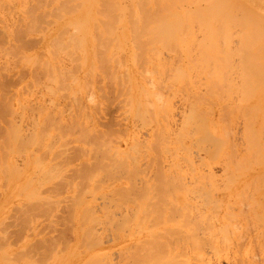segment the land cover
<instances>
[{
    "label": "rangeland",
    "instance_id": "obj_1",
    "mask_svg": "<svg viewBox=\"0 0 264 264\" xmlns=\"http://www.w3.org/2000/svg\"><path fill=\"white\" fill-rule=\"evenodd\" d=\"M20 1H21V3H20ZM38 1L39 2H37L35 0H0V4H1L0 5V48H2V49H0V66L4 65L2 67H5V69L0 68V69H2V70H0V81L2 82L0 85V88L4 83V85L0 89V96H2V97L5 96V98H4L5 101H4V99H2V101H4V102L9 101L10 98H8V100H7V97H9L10 95L13 96V97L11 96L12 99H11V101H9L10 102V105H9L10 108L8 109L6 107L8 109L7 110L5 108V106L2 107L3 106L2 105L0 107V109H2V110L6 109V111H8V112H10V109H12L11 112H13V113L16 112L15 116L13 114L11 115L12 117H9L10 115H7V114H6L7 116H5L4 115L5 111H4V113H2L3 115L0 113L2 115V119H1V115H0V126H1L0 128H2V127L4 128L3 129L4 130V134H3L4 136L2 135V133H1L2 131L0 129V133H1L0 138L2 140V143L0 144V156H1L0 158H2V160L0 159V170L2 169V171H0V220H3L2 225L0 224L1 225L0 226V244H1L0 245V252L3 251V253L2 252L0 253V264H26V263L27 264H90V263L91 264H93V263L97 264L98 261H99L98 262L99 264H101V263L102 264H110V263L111 264H123V263L124 264H133V262H131L129 259V258L132 259V256H130V253H131L130 251H132V249L135 248V249H137V255H138V248L143 247V245H142L143 242L142 243L140 242L141 243L140 244L139 241L144 240V243H146L145 240H147V239H150L152 241L153 235H155L154 236L155 238H153V239H155L154 241H158V240L164 241L162 243L167 245V246H165L167 248V250H166V248L161 244L164 247V248H162V250L164 252L161 249L160 250L158 249L160 252L158 250H157L158 252L157 251L151 252L150 258L152 256V257H156V259L158 257H159L158 259H160L159 254H161L162 252L164 254V255L161 254L162 258L159 260L160 262H156L154 264H162V263L163 264H173V262H174V264H178L177 262H179L180 264H185V263L186 264H192V263L193 264L194 263L195 264H202V258H204V259H208V258L211 259L212 258L213 259V260L211 259L212 264H245V263L246 264H259V263L263 264L264 263V233H263L264 232V227H263L264 226V211H263V209H264V207H263L264 206V203H263V200H264V181H261L263 179L261 177L262 176L264 177V152L262 151V150H264V138H263L264 133L262 134V132H264V131H262L263 130L262 128H264V108H263L264 103H262V102H264V76L261 79V76L263 74L259 72V70L260 71L262 69L264 70V23H260V21L262 22V20H260V19H262V17L261 18L259 17L260 19H258L257 16L256 17L254 15L252 16L249 13H247L246 11L240 10L241 12H243L241 14L239 10H235L238 8L236 4H234V6H236L235 9L233 8L234 11L232 9L230 10V8L233 7V6H231L232 1H229L228 3L226 2L227 6H228L227 7V6H223V4L225 2L223 4H221L223 1H220V0H205V1L204 0H184V1L183 0H181V1L180 0H161V1L160 0L159 1L158 0H153V1L152 0H116V2L114 0L113 1L112 0H104V1L103 0H100V1L99 0H73V1L69 0L70 4H68L69 3L68 0H67L68 3L65 2L66 0L65 1L64 0H62V1L61 0H43V1L38 0ZM50 1H51V3H50ZM63 1L65 3H63ZM105 1H106V3H108L107 4V6H109L108 9H105V8H107ZM108 1H110V3ZM162 1H165V2H162ZM169 1H171V2L175 1V3H174L175 5ZM213 1H214V3L215 2L220 3V5L216 4V7H215L216 11H215L214 6L209 8L210 7L209 4H212ZM243 1L248 3L250 6H252L254 9L259 11L260 13L264 14V0H243ZM36 2L39 4V7L34 6L35 4H37ZM47 2H49V3H47ZM102 2H104V3H102ZM60 3H63L65 6H63V4H60ZM75 3L79 4V6ZM112 3H113V6H112ZM163 3H164V5H166V8L164 7V5H162ZM101 4H105L104 11H105L106 15H104V13L101 12L102 9L100 10V8H102ZM69 5L70 6L72 5V8L70 7V9H67L66 7H68ZM99 5H101V7ZM143 5H145V6L143 7ZM147 5L150 7H148ZM158 5L161 8L158 7V12H157L155 7ZM168 5L171 7L169 8ZM3 6L6 9L3 8ZM9 6L11 7V10H10ZM76 6H78V7H76ZM153 6H155V7H153ZM33 7H35V8H33ZM37 7H38V9H36ZM56 7H58V8H56ZM59 7L60 8L65 7L64 8L65 11L63 9L62 10L59 9ZM73 7H74V10H76V11L71 10V9H73ZM147 7L149 8L148 11H147V9H148ZM163 7L165 9H167L168 11L165 10ZM110 8H114L115 11L113 9H110ZM145 8H146V10H145ZM162 8H163V10H162ZM207 8L209 10H207ZM119 9H121V10L119 11ZM220 9L222 12H220ZM222 9H225V10L223 11ZM238 9H241V8H238ZM96 10H97V13H96ZM111 10H112V12H111ZM205 10H206V12H205ZM213 10L215 12H213ZM25 11H26V13H25ZM28 11H30V12H28ZM31 11H33V12H31ZM166 11L168 13H166ZM227 11H229V13H227ZM27 12H28V14H30V13L32 14L31 17L34 16L33 19H29L31 14L28 17ZM99 12L102 13L103 17L101 16V13H100V15L98 14ZM113 12H114V14H116V13L117 14L113 15ZM151 12H152V14H151ZM194 12L195 13L200 12L201 14L197 13V15H198L197 16ZM109 13L112 14V16L109 15ZM154 13L157 14V16L156 15L154 16ZM165 13H166V16L164 17ZM169 13H170V16H169ZM224 13L225 14L227 13L226 15H228V14L229 15L228 16L224 15L225 17L220 16V17H222L223 21H221L222 19L219 20V18H220L219 14L223 15ZM230 13L232 14V16L234 14L235 18L231 17ZM239 13H240V15H239ZM36 14H37V16L35 17ZM130 14H132V15H130ZM139 14L140 15L142 14L141 17ZM158 14L160 17H164L165 19L162 18V20H161V18L158 16ZM167 14H168V16H167ZM171 14H173L172 17H171ZM17 15H19V16L17 17ZM146 15H147V17L149 16V18L146 19L145 18ZM203 15L205 16V18ZM215 15H216V17H215ZM238 15H239V17H238ZM76 16L78 17V19H76L77 18ZM106 16H107V20L105 18ZM109 16H111V17H109ZM120 16H122L121 17L122 20L120 19ZM127 16L129 19L126 18ZM131 16L136 17L137 19H135ZM229 16L231 19L230 21H229ZM79 17H81V18H79ZM84 17L87 20V22L85 23V25L81 24L79 29H77L76 24L73 22H77V21L79 22V20H82ZM142 17H144V18L141 19ZM150 17L151 18L153 17L152 23L150 22L151 21ZM197 17H201V19L199 18L200 20H198ZM17 18H20V19H17ZM68 18H69V20L67 21ZM108 18H111V19L113 18V19L111 21V19L109 20ZM177 18L181 19V20H177ZM237 18H239V19H237ZM16 19H17V21H16ZM97 19L98 20L101 19V20H99V22H98ZM131 19L133 21H131ZM148 19H150V20L148 21ZM153 19L154 20L156 19V22ZM205 19H206V23L203 22V20L205 21ZM233 19H234V21H232ZM31 20H33V21H31ZM160 20L164 21V25H166L165 26L166 30L164 29L163 22H161ZM214 20L216 23L214 22ZM218 20L220 22H218ZM29 21L32 22V25H31V23H29ZM176 21H178V22L176 23ZM199 21L201 22V25L199 24L200 23ZM235 21H237V23ZM238 21H240V22H238ZM16 22H18V23H16ZM38 22H40L39 25L37 24ZM111 22H114V23H111ZM166 22H167V24H170V25L167 26V24H165ZM231 22H233L234 25ZM244 22L246 24L245 26L243 25ZM263 22H264V17H263ZM99 23L100 24L102 23L103 26L101 25L102 26L101 27ZM160 23H162V26L160 25ZM220 23H222L223 25L225 24V25L223 26ZM238 23L239 24L241 23L240 27L238 26L239 25ZM28 24H30L32 26V28ZM33 24H35V25L33 26ZM65 24L68 26V29H67V26ZM72 24H74L76 27H73L74 25H72ZM86 24H88V25L90 24L91 26L89 25L90 26L89 27ZM135 24H137L136 25L138 27V28H136L137 30L135 29L136 26H133ZM198 24L200 27L198 26ZM216 24H217V26L219 25L222 28L221 27L219 28V26L217 28ZM250 24H251V27L255 26L256 28L255 27H254L255 29L251 28ZM78 25H80V24L78 23ZM159 25L162 27V29H160L161 32L158 28V27H160ZM241 25H243V26H241ZM252 25H254V26H252ZM114 26H115V28H114ZM145 26H147V27H145ZM3 27H5V28H3ZM63 27L64 28L66 27L65 30H63L64 29ZM86 27H88V30ZM91 27H93V28H91ZM108 27H109V29H108ZM184 27L186 29H183ZM14 28H15V30L17 28H19L21 30L23 29L22 31H25L28 28V30H31V31L33 30V31L27 32L28 30H26L25 31L26 33L25 32L23 33L20 30L21 32H19V34L23 33L24 35L22 34V36H19V34H17L19 29H17L16 31H12ZM73 28H76V29L74 30ZM90 28L92 29L93 32L95 30L96 31L93 33ZM94 28H96V29H94ZM105 28L108 30L107 34H105L106 33ZM171 28H173L172 31L175 33L171 32ZM174 28L175 29L177 28V29L174 30ZM202 28H204V29H202ZM241 28H243V29H241ZM34 29H35V31H34ZM36 29H37V31H36ZM66 29H67V31H66ZM72 29L74 32L72 31ZM240 29H241V31H240ZM110 30H111V32H110ZM139 30L142 31V32L141 31L140 32H141V35L143 37L142 36L138 37V36H140V35H138ZM143 30H144V33H143ZM168 30H170V31H168ZM180 30H181V32H179ZM205 30H206V32H205ZM225 30H227V31H225ZM228 30H229V32H228ZM252 30H254V31H252ZM259 30H263V31H261L263 33L262 34L260 33L261 34L260 37H259V32H260ZM59 31L61 33H63L62 31H64V34H61L62 36L57 35L58 33L60 34ZM65 31H66V33H65ZM133 31L135 32V34L133 35V33H131V35H130L129 32H133ZM156 31H158L160 33L156 32ZM220 31H222V32H220ZM224 31L226 32V34L224 33L226 35V36L224 35L225 37L222 35ZM14 32H16V33H14ZM238 32L239 33L241 32V33L238 36H236L238 34ZM253 32H255V33H253ZM70 33L73 34L72 38L70 36ZM99 33L102 35L101 36L98 35ZM125 33H127V34H126V37L124 38ZM145 33H147V34H145ZM249 33L250 34L252 33V34L250 35ZM95 34H97V36L95 37L96 39L94 38ZM104 34L106 36L108 35V38H105V39H107L109 41L111 40L110 41L111 43L108 41L110 43L109 45H107V41H106V44L104 43L108 48L107 47L105 48V46H103L104 48H102V45L100 44L102 42L98 41L99 38L100 39L104 38V36H105ZM183 34H185L184 37H183ZM216 34H218V35H216ZM14 35H16V36H14ZM79 35L82 38V40H80V41L78 40V42H80V44L77 42ZM158 35H160V36H158ZM161 35H162V37H161ZM56 36L60 37V39L62 41L59 38H58L59 40H57ZM68 36H70V39H68L69 38ZM91 36L97 41H95V40L92 41ZM246 36H247V38H246ZM16 37H18L19 40ZM54 37L57 41L54 39ZM74 37H76L77 39H75ZM109 37H110V39H109ZM166 37L168 38L167 40H166ZM178 37L181 39H179ZM202 37L205 39H203ZM208 37H209V39H208ZM73 38L76 40L75 42H77L76 45L72 44ZM81 38H79V39H81ZM114 38L118 39V40H116L117 44H116V41L113 40ZM137 38H138V40H137ZM148 38H149L150 42L148 41ZM154 38H155V40H154ZM67 39H68V41L70 40L71 42L69 41L70 44H69L68 48L65 45V47H66V49H65L64 44L67 42ZM105 39H103V40L105 41ZM132 39L135 41H133ZM157 39H159L160 42ZM244 39L246 40V42ZM16 40L19 42H17ZM23 40H24V42H23ZM87 40H89V42H87ZM90 40H91V42H90ZM164 40H166V42ZM173 40H175V41H173ZM211 40H212V42H211ZM151 41H153V42H151ZM161 41H164L165 44L167 43L169 48L168 47L161 48V47H164V44H163L164 42L162 43ZM247 41L250 43V45ZM173 42H174V44H173ZM175 42H176V46H175ZM58 43H60V44H58ZM61 43L62 44L64 43V44L61 46ZM112 43H113V45H112ZM245 43H246V45H245ZM135 44H137V45H135ZM218 44L220 45V47ZM258 44H259V46H261V48L259 46H257ZM87 45H89V46H87ZM95 45H96V47H95ZM139 45H140L141 49L138 48ZM221 45H222V48H221ZM60 46L62 47V49L59 48ZM93 46L95 48H93ZM242 46H243V48H241ZM245 46H246V49L248 46L251 51L249 49L246 50ZM112 47L115 49H113ZM239 47H240V50L242 49L241 50L242 53L239 52L240 51ZM149 48H151V49H149ZM6 49H8L10 52ZM63 49H65V50L63 51ZM104 49H107V51L105 50L106 51L105 53L103 52ZM183 49H185V50L183 51ZM197 49L199 50V52ZM222 49H223L222 52L225 55L221 52ZM149 50H151L152 52ZM206 50H208V52ZM218 50H220V52H218ZM156 51H158L161 54H159ZM94 52L98 55H96ZM100 52L102 54L103 53L105 54V60H104V55L102 58V54L100 55ZM110 52H112V54L114 52L115 53L113 55H111ZM255 52H257V55H255L256 54ZM53 53H55V54H53ZM142 53H143V55H141ZM3 54H5V56ZM51 54L53 56H51ZM237 54H240V55H237ZM242 54L245 57L244 59H246V57L248 58L249 61L246 59L247 63L244 62L246 60H244L243 58H240L242 56ZM38 55H40V56H38ZM76 55H77V57H76ZM94 55H96V56L94 57ZM205 56L208 58H206ZM107 57L110 59V61H109V59L106 60ZM203 57H204V59H203ZM220 57H221V60H220ZM226 57H227V59H226ZM254 57L255 58L257 57L258 59L257 58L255 59ZM199 58H200V61H199ZM14 59H16L17 61ZM45 60H46L45 64H42L43 61H45ZM86 60H87V62H86ZM101 60H102V62H101ZM190 60H193V62L192 61L190 62ZM210 60H211V62H209ZM52 61H54V62H52ZM224 61H226V63ZM253 61H255V62H253ZM179 62H180V66L177 65V64H179ZM195 62L196 63L198 62V64H196ZM249 62H251L252 66H254V68L250 66L251 67L250 69L253 72L247 71V70H250L248 68L249 65H251V64H249ZM215 63L217 66L214 65ZM259 63H260V65H259ZM41 64L43 66H45L46 64H49V66L48 65L47 66H48V68L50 67L51 70L48 69L47 67H45V69L48 70V72H47L45 69L42 68ZM192 64H194V65H192ZM219 64H221V65H219ZM222 64L224 66H222ZM241 64H245V65L247 64L246 65L247 67L245 65H241ZM52 66H53V68H52ZM177 66H178V68H177ZM34 67L36 70L34 69ZM39 67H41V68H39ZM210 67H211V70H210ZM241 67H243V69H240ZM257 67H259V68H257ZM61 68L63 69V73H62ZM215 68H217V69H215ZM245 68H247L246 71H244ZM52 69H54V70H52ZM143 69L144 70L146 69L145 71L147 72V74H149L150 71H153L148 75L149 78H147V74L145 72H144V74L141 73L144 71ZM171 69H172V71H170ZM174 69H176L177 71L179 69V72L175 71ZM254 69H255V71L257 69H259V70L255 72ZM173 70H174V72H173ZM72 71H74V72H72ZM91 71H93V72H91ZM207 71H208V73H207ZM57 72H58V74H57ZM66 72H68V74ZM113 72L115 75L113 74ZM165 72L169 76L164 74ZM223 72H225L224 73L225 75L223 74ZM226 72H227V74H226ZM53 73H54V76L52 75ZM176 73H178V74H176ZM182 73H184L186 75H183ZM247 73H248V76L246 75ZM252 73H254V74H252ZM263 73H264V71H263ZM47 74H49V75H47ZM55 74H56V76H55ZM207 74L210 76V77L208 76L209 78L207 77ZM145 75H146V78H145ZM181 75L184 78H182ZM255 75H258L259 77L255 76ZM46 76L48 77L47 79H46ZM105 76H107V78ZM176 76H177V78H176ZM223 76L226 77L225 81H224L225 78ZM52 77H54V78L52 79ZM127 77H129L130 82L127 81L128 80ZM150 78H151V80H150ZM163 79L166 81H164ZM246 79L249 80V82L251 84L248 83V81ZM124 80L126 82H124ZM144 80L145 81L150 80L151 82L150 81L149 82L153 86L158 85V83L162 84V85H159V86H161V91H160V87H159V89L157 87H153L152 89H149L148 86L152 87V85L147 86L146 84H148L149 82L147 81L148 82L147 83ZM175 81H176V83H175ZM213 81L214 82L216 81L217 85ZM245 81H246V83H245ZM32 82H34L36 85L33 84ZM155 82H156V84H155ZM86 83H87V85H86ZM132 83H134V84L132 85ZM138 83L142 86V88H143L142 91L140 90V88H138L139 90L136 89L137 88L136 84L138 85V87H141V86H139ZM84 84H85V86H84ZM213 84H215V85H213ZM245 84H247V85H245ZM48 85H50V86H48ZM127 85H130L129 86L130 91H129V88ZM134 86L136 88H134ZM168 86H170V87H168ZM208 86H210V87H208ZM55 87H56V89H55ZM65 87H66V90H65ZM181 87H183V88L180 89ZM227 87H228V89H227ZM255 87H256V89H254ZM4 88H6V89H4ZM57 88H59V89L61 88V91ZM165 88L166 89L169 88V89L166 90ZM49 89H51V90H49ZM62 89H63V91H62ZM25 90H27L26 93H24ZM17 91L20 92L19 96H21V98L18 96ZM51 91H52V93H51ZM78 91H79V93H77ZM87 91H88L89 95L87 93H85ZM138 91L140 94L138 93ZM143 91L146 92L147 94L149 93L148 94L149 98L148 97L146 98V96H145L146 93L145 94L142 93ZM59 92H60V95H59ZM90 92H92V93H90ZM154 92L156 94H159V96L161 95L160 93H163L162 94L163 96L160 100V103H162L164 101L162 104H163V106L165 105L164 106V108H165L164 110L166 111L165 115H163L165 112L162 110L163 108L161 109L157 106L160 104L159 100H156V98L159 99L158 98L159 96L156 95L157 96L156 97L154 95ZM249 92H251V93H249ZM2 93H3V95H2ZM13 93H14V95H13ZM150 93H153V95L152 94L150 95ZM86 94L88 95L89 98L91 97L90 98L91 100L90 99L89 100L92 101L91 104L93 103V107H89L92 105L89 104L90 101L88 102V100L85 99V97L87 98V96H85ZM91 94H93V96H90ZM138 94H139V97H138ZM248 94H250V95H248ZM83 95L85 97H83ZM136 95H137V97H135ZM142 95H143L144 99L150 100V103H152V106L150 105L149 101H147V100H144L145 102L143 101V98L141 97ZM183 95H184V97H183ZM128 96L130 97V99L132 98V100L129 101ZM152 96H155L156 98H154ZM167 96H168V98H167ZM2 97H0V101H1ZM77 97H79L81 99L80 104H79V101H75V99ZM191 97H194V98L192 99ZM195 97H196V100H195ZM73 98H74V101L76 102V104L73 101ZM201 99H202V101H201ZM17 100L19 101V104H17L18 103ZM127 100L130 103H128ZM197 100H198L199 104H198V102H196ZM29 101H31V102H29ZM34 101L37 102V103L36 102L35 103L38 106L34 103L37 107H39V105H41L40 109H41V107L45 108V109H42L43 110L42 113H41L40 109H36L37 107L35 108L36 110H34L35 105H32ZM48 101H50L49 104H48ZM146 101L149 103L150 107L152 108L151 110H153V112L150 110V107H147L148 105L146 106V104H147ZM194 101H195V103H192ZM77 102L80 105L79 107L76 106ZM237 102H238V105L236 104ZM84 103H85L86 107H88V109L86 107H84L85 106ZM96 103H97V106H96ZM137 103H139L138 105L140 107V114L135 113V111L138 112L137 110H139V107L138 108L135 107V104L137 105ZM240 103H242V104L246 103V106H245V104L242 105ZM3 104L5 105V103H3ZM6 104H7L6 106H8L9 103H6ZM23 104H24V108L22 109ZM55 104L57 105V107ZM81 104L84 107V108H81L82 110L79 109L81 107ZM126 104H127V106H126ZM143 104L145 106L146 112H145V109L141 110L144 107ZM162 104H161V106H162ZM189 104H191V105L195 104V107H196V110H195V108H193V111H195V112H192V114H191L192 110L190 107H194V106H190ZM0 105H1V103H0ZM18 105H19V108L17 107ZM21 105H22V107H21ZM26 106H28V107H26ZM188 106L190 109L188 108ZM241 106H242V108H240ZM247 106L249 108H251L249 110L253 109L252 113H255L254 114L255 118L252 116L253 114L251 113V111H249V113L246 116L243 115V112L245 111V109L248 110ZM252 106H253V108H252ZM52 107H53V109H50ZM55 107H56V109H55ZM94 107H96V108H94ZM256 107H257L258 112L255 109ZM25 108L26 109L29 108V109L26 110ZM85 108L87 111H84ZM91 108H92V110H91ZM136 108H137V110H136ZM187 108L190 111V115H191L190 117L193 119H195L194 117L199 116V115H197L198 111L201 110L202 112L200 111V113L202 115L203 110H204L205 115L204 114L203 115H204V118H207L205 120H207L208 122L206 121L207 127L205 126V130H203L204 126L202 127L203 128V129H201L202 134H201L200 126H201V124L205 123V121L204 122L202 121V120H204L203 116H202V118L199 117L201 120L197 119L198 117L196 118V120H199L197 122H200V121L203 122L201 124L198 123L200 126L196 125V126H198L197 129L200 131V132H198L199 134H195V131L197 133L198 130H195L193 133H191L193 131L192 129H194L195 126H193L192 123H190V122H193L194 120L192 121V119H190V117L188 115L189 111ZM238 108L241 109V111ZM20 109H22V111ZM57 109L59 112L58 115H57ZM147 109H148V111H147ZM2 110H0V111H2ZM29 110H30V112H29ZM32 110H34L36 112L34 113V111H32ZM50 110H52L53 112ZM61 110L64 111V112L62 111L63 112L62 115H60ZM26 111H28V112H26ZM76 111H77V113H76ZM92 111H93V115H92ZM141 111H143L144 114L145 113H147V114H145V115L141 114ZM149 111L152 112V113L150 112L152 115L149 113L150 118L148 116ZM11 112H10V114H11ZM20 112L22 114H20ZM46 112H50V113L52 112L53 116H50L51 120L54 116H55L53 118L54 121L59 120L58 122H56L58 126L54 123L55 126L53 127L54 124L52 122H51L52 125L50 124L52 126V128H50V125H48L50 130L45 132V133H47L46 134L47 136L45 135V133H43L47 129V126H46V129L45 128H43V130L41 129L43 132L40 130V128H42V126L45 127V123L49 124L51 121V120L49 121L50 118L48 120H46V118H45ZM86 112H88L89 115L85 116ZM133 113H134V115H136V116L139 115V116L136 117L133 115ZM193 113H194V115H195V113H197V114L195 116H193ZM208 113H211V114H208ZM244 113H246V112H244ZM33 114H34V116H33ZM35 114L37 115L36 117H35ZM52 114H47V115H52ZM82 114L85 117H83ZM30 115H32V117L35 119L33 121L35 124L30 123V122H32L31 120L33 119ZM77 115L80 116L79 119H77L79 117ZM140 115H141V117H140ZM143 115H144L145 119H143V117H142ZM160 115H162V116H160ZM242 115L245 118L242 117ZM28 116H30V120H29ZM152 116H154V117L152 118ZM163 116H164V118H161ZM221 116H222V118H221ZM188 118L191 121L188 120ZM251 118L253 119V121L251 120ZM16 119H18L19 122ZM138 119H140V121ZM157 119H158V121H157ZM183 119L184 120L186 119L190 122L186 121V122H188V124H186V122ZM4 120H5V123H4ZM6 120H10V122L12 121V123L10 124V122L8 123V121H7V123H8L7 124ZM73 120H74V122H76V120H77V122H76L77 125H75L73 123ZM81 120H82V123H81L80 127L82 126L85 129V131H86V132L84 131L85 133L89 132L88 134H84L85 136L84 135L82 136V133H81L82 130H84V129H82L80 131L79 123L81 122ZM163 120L166 122V125H165V122ZM196 120L194 121L195 124H197ZM20 121H21V123H20ZM48 121H49V123H48ZM182 121L185 122V124L187 126L181 125L183 123ZM17 122H18V124H17ZM158 122H160V124ZM248 122L250 124L252 123V127H249V129H251L252 131L251 130H244V129H248V127H247V126H249ZM14 123H16L17 125H19V123H20L19 131L21 133H19V131L17 129L18 126L15 125ZM40 123L42 124V126L39 128L38 126H40ZM72 123L74 124V126H72V128H70ZM6 124H7V126H6ZM31 124L35 125V126H33L34 128L32 126H30ZM189 124L192 128L189 126ZM224 124H225V127H224ZM67 125H69L68 129L70 131L66 128ZM25 126L27 129H24ZM161 126L163 129L161 128ZM221 127H223L225 134H227V132H228V135H226V137H223L225 135H223V130H221ZM227 127H229V130L227 129ZM32 128H33V130L34 129L35 130L33 131ZM38 128H39V130H38ZM56 129H57V131H56ZM58 129H60V130H58ZM206 129L208 130L209 135L207 134ZM31 130L33 131V134H31V135L32 136L34 135L33 139L35 138L33 140L34 143L31 142L32 144H30L29 139H28L29 142L24 141V143H27V145H29V148L26 147L27 148L26 149V148H24V146H23L24 144H23V142H21V138L19 139V137L21 136L24 138V140L25 139L27 140V138H29V135H27V134ZM161 130H163V131H161ZM230 130H231V132H230ZM254 130H255V133H253V134H255V136L253 135L252 136L253 138L251 137L252 142L251 143L247 142L249 139H251V138H247V136L252 135V132ZM38 131L42 132L40 135L41 137H42V134H43V136L44 135L45 136L40 138V139L37 138L38 134H40V132H38ZM63 131L67 132V133H64ZM247 131L251 132L250 135H247V134H249V133H247ZM36 132H38L37 135H36ZM203 132H206L205 135L209 136L208 139L211 138L210 137V134H211L212 138L217 139V141L214 140L217 143L214 142L212 145V141H213L212 138H211V140L204 142L207 140L205 137H204V140L202 139L203 142H201L202 140H200L201 138L199 139V137H200V135L201 136L204 135ZM229 132H230V135H229ZM244 132H246L247 140L245 137H242L245 134ZM13 133H14V135H13ZM176 133H178V134H176ZM90 134H91V136L88 137V135H90ZM152 134H153V136H152ZM166 134H167L168 138L165 139ZM15 135H16V137H15ZM18 135H20V136H18ZM31 135H30V137H32ZM59 135H61V136H59ZM92 135L95 137V139L97 138L96 141H94L95 139H93L94 137ZM154 135H156V136L159 135L161 138H162V136H164L163 138L166 140V142H165V140H163L164 145H162V147L166 146L167 147L166 150L163 151V148L161 147V143L163 144V142L161 139H159L160 137L157 140H161V143H159L160 141L158 142L156 140V138L154 139ZM1 136H3V137H1ZM25 136H26V138H25ZM229 136L231 137V139H229L230 138ZM98 137H99V139H98ZM196 137H198V141L196 140L197 139ZM234 137H235V139H234ZM202 138H203V136H202ZM254 138L257 140V141L255 140L257 143L256 145L260 146V149H262V150H258L259 147L256 148V145L255 146L253 145V143L255 142L253 140ZM36 139L39 141L42 139V144L40 142L41 146H39V143L37 144L38 146L33 145V144H36V141H37ZM153 139L156 140L159 143V145L157 144V142L155 143V141H153ZM218 139H222L220 141H223V140L226 141L227 140V142H226V144H224L225 142L223 141L224 145L222 144L223 146H219L221 144H219V145H217V144L222 143V142H220V141L218 142ZM1 140H0V142H1ZM142 140H144V142H145V143L142 142L143 146H147V148L142 147V144H141ZM230 140L232 142L231 145L233 146V144H234V148H232V151L235 150V153H233V154L236 155L235 156L236 158L231 153L229 154V148L231 146H229L228 143L230 144ZM243 140H246V141H243ZM22 141H23V139H22ZM49 141H51V142H49ZM112 141L114 143H112ZM199 141H200V143H199ZM209 141L211 143H209ZM17 142L20 143V145L17 144ZM90 142H92V144ZM102 142H104L105 144L107 143L109 146L112 145L114 147H112V146H110V148L108 147L110 149V151L107 152V151H105L107 149V147L105 149L104 147L106 145ZM116 142H117V144H116ZM135 142H137V143L139 142L138 143L139 147L138 146L134 147L132 150L136 149V151H134V153H133V151H131V149L129 150V148H131L130 146H134L133 144ZM260 142H262L263 145ZM51 143L53 144V147L50 145ZM154 143L157 144V146H155ZM247 143H250V145L252 144L251 149H250V145H247ZM46 144L49 146V149L46 147ZM209 144H211V145H209ZM15 145L17 147L21 146V148L22 147L24 148V150H23V148L22 149L19 148L20 153L22 155L19 152L15 151L16 150ZM135 145H137V144H135ZM152 145L154 147H152ZM212 146H214V148L215 147L219 148L220 150L218 149L219 151H217L216 148L213 149ZM246 146L248 147V150H247ZM141 147L144 149H142ZM254 148H256V150ZM137 150L139 151L138 153H137ZM140 150H142L144 153ZM187 150L189 151L188 153H186ZM215 150H216V152H218L217 154H215L216 153ZM114 151L116 154L113 155L112 152H114ZM212 151H214V152H212ZM253 151H256L257 153H259V155H261V157H259V158L262 159V162H260L261 160L259 158L257 159L258 154L256 152L253 153V155H252ZM106 152L108 155H106ZM135 152L138 154V156H136L137 154L135 155ZM89 153H91V154H89ZM123 153L125 154V157H126L125 161H126L127 166H125L123 164L125 166L124 167L122 165L123 168H120L122 166L116 167L117 162L119 163V165H121L120 163L123 162V160H122V158L124 157ZM212 153H213V155H211ZM17 154H18V156H17ZM19 154H20V156H19ZM44 154H46V155H44ZM111 154L113 156L108 157ZM126 154L127 155L129 154L128 157L130 159H127L128 157ZM38 155H39V157H38ZM99 155H101V156H99ZM228 155H230V157H228ZM251 155H252V157H255L253 159H256V160L253 161ZM36 156L38 157L40 162L37 160V158H35ZM131 156L132 157L135 156V159H134V157L131 158ZM231 156H233L235 159L232 158ZM111 157H113V159L114 158L116 159L115 161H113L115 163H113L110 160ZM125 157H124V159H125ZM99 158L102 160L101 162L105 166V169H102L100 171L97 168V167H99L100 162H99V165H97V167H96V164H98ZM108 158H109V161H108ZM173 158H174V160H173ZM183 158L185 160H187L188 163H187V161L183 160ZM230 158H231V160L234 161L233 165L235 164V160L238 159V161L236 160V163L237 164L239 163L238 165H240V167L237 164H235L237 166V168L239 167L238 170L237 169L233 170V168H234V166L232 165L233 161H230ZM35 159L37 160V162L35 161ZM21 160L24 162L23 163L21 162V164H20ZM33 161H34V163H32ZM227 161H228V163H227ZM256 161L260 162V163L257 164ZM26 162H27V164H26ZM131 162L134 163V166H135L134 168H138L139 173L137 172L138 170H136L137 174H132V172L130 171L131 170L130 168L132 167V164H130ZM200 162H201V164H200L201 166L199 165ZM8 163H9V165H8ZM37 163H39V165ZM102 163H101V165H102ZM104 163L107 164V166ZM25 164H26V167H25ZM175 164H176V166H178V168H176ZM202 164H204V166ZM227 164H228V166H227ZM41 165H42V167H41ZM11 166H13V167H11ZM15 166L16 167L18 166L17 167L18 169H20V167H22L21 168L22 171L17 170ZM104 166H103V168H104ZM94 167L97 168V170H95L96 172H94L95 174L92 173L93 171L90 173L89 171H91L92 168L95 169ZM142 167H143V169H142ZM8 168H9V170H8ZM12 168L17 170V173ZM39 168H42L39 170L40 172L38 171ZM51 168H52V171H51ZM86 168H89V169L91 168V169L87 170ZM101 168L102 167L100 166V169ZM125 168L129 173L123 170ZM190 168H192L194 171L190 172L191 171ZM161 169H162V171H161L162 174L159 172ZM178 169H179V171H178ZM84 170H86L89 173L88 177H90V174H91V179L87 180L83 176L82 173ZM10 171L11 172L13 171L14 174H13V172L11 173ZM18 171H21V172H18ZM234 171H235V173H234ZM8 172H10V174H12V175L8 174ZM172 172L174 174H172ZM178 172H179V174H178ZM231 172H232V174H231ZM261 172H263V173H261ZM41 173H43L42 176H41ZM225 173H230L234 178L231 175L229 177V174L226 175ZM242 173L243 174L245 173V174L243 175ZM92 174H93V176H92ZM118 174H120V175H118ZM177 174L180 177H183V179L181 178L182 181ZM249 174L251 175L250 177H249ZM16 175L18 176L19 179L17 178ZM130 175H132L133 177ZM168 175L171 178L173 175L174 176L176 175L175 177H173V180H174V178H176L178 176L177 177V180L179 178L178 181L176 179H175V183H173V181H172V185H174L176 187H174L172 185L165 186L166 185L165 183L167 182V181L165 182V180H167L166 178L169 177ZM22 176H24V177L22 178ZM51 176H52V178H51ZM158 176H160V179L164 178V179H162V180H164L163 181V184H165L164 186L162 185V183L160 184V182H159L160 180H159ZM161 176H162V178H161ZM236 176H238V177H236ZM99 177L101 178V180L99 179ZM134 177H135V180L138 182H135L133 180ZM227 177L230 178L229 180H231V178H233L234 181L233 180H231L232 182L229 181L227 179ZM21 178H22V180H21ZM81 178H83V179H81ZM128 178H130V179L128 180ZM33 179L35 182L30 181ZM225 179L227 181H225ZM15 180H17V181H15ZM25 180H28L29 183L31 182L29 186H26L29 183H27V181L25 183L24 182ZM82 180H83V182H82ZM97 180H98V182H97ZM143 180L144 181L149 180V181L143 182ZM171 180L172 179H170V181L169 180L168 181L171 182ZM258 180H260V181H258ZM154 181H156L155 183L158 182L160 185L155 184L157 186H154L153 185ZM176 182H179L178 183L179 186H181L180 183H182V187H178L179 190H177L178 185ZM230 182L232 183V185L230 184ZM241 182L243 183V185ZM3 183H5V184H3ZM24 183L26 184L25 186H24ZM131 183L132 184L134 183L135 186L132 185ZM208 183H209V185H208ZM31 184H32V186H31ZM142 184H144L148 188V189H146V187L144 185L142 188L140 187L141 189H143V188L146 189V191H144V189H143L144 194H142V195H145V197H143L144 199H141L142 197L140 198L139 196H136V195H138L137 190H138V192L141 191L139 186H141ZM150 184H152V185H150ZM167 184H168V182H167ZM169 184H171V183H169ZM202 184L204 185V188H202V186H201ZM246 184H247V186H245ZM79 185H80V187L78 189H76L77 186H79ZM96 185H99L98 186L99 190L97 189V187H95ZM158 185H159V187L162 185L164 188H166L164 190L162 187V190H164V192L158 191L161 189V188L160 189L156 188V187H158ZM233 185H234V187H232ZM23 186L27 187L28 189L24 188V190L22 191ZM128 186H132V188L136 191V193L133 194V191H132L133 189L132 190L128 189V188H130ZM235 186H237L238 189L235 188ZM242 186H245V188L244 187L242 188ZM81 187H84V189L82 188L83 189L82 190ZM134 187H136V188L138 187L139 189H136ZM149 187H151V188H149ZM153 187L155 188L156 194H155V192L151 193V191H154ZM255 187H258V188H255ZM173 188L174 189L176 188V189L174 190ZM199 188L202 190H199ZM207 188L209 189V193L206 192V191H208ZM79 189L81 191H79ZM92 189H96V190L94 192H92ZM124 189L127 192H125ZM151 189H153V190H151ZM156 189H158V190H156ZM229 189H230V191H232V190L233 191L230 192ZM29 190H31V191H29ZM76 190L78 192H76ZM115 190H117V191H115ZM234 190H236V191H234ZM239 190L240 191L242 190L241 191L242 193L241 192L240 193L243 194L242 195L243 197L240 195ZM120 191H122V192H120ZM131 191H132V193H131ZM196 191H198V192L195 193ZM255 191H256V193H255ZM257 191L259 194L257 193ZM261 191H263V192H261ZM91 192H92V195L94 197L91 195ZM204 192H206V193H204ZM29 193H32V194H29ZM33 193H35V194L33 195ZM89 193H90V195H89ZM118 193H119V195H118ZM141 193H143V192H141ZM158 193H159V196H161V197L155 198V195L157 196ZM198 193H200V194L203 193V195L205 194L204 198H202L203 197L202 194L201 195L199 194V196L201 197L200 198L198 196ZM244 193H246L247 195H245ZM248 193L252 196H249ZM26 194L27 195L29 194V196L27 197ZM78 194H82V195L79 196L80 200L76 201L77 202V204H76L75 200H78V198H76V195L78 196ZM125 194H128V195L126 196ZM208 194L210 195L209 197L211 200L209 199V197H207ZM235 194L236 195L239 194L240 197L243 199H241L239 197V195L237 197ZM106 195H108V196H106ZM121 195H123V196H121ZM172 195H174V198H172L173 197ZM259 195H261V196H259ZM49 196H51V197H49ZM205 196H206V198L209 199V201L212 202V203H210L208 201L211 205L213 204V202H215V205H212V207H211L212 209L210 208V204L208 202H206L208 199H206ZM92 197H93V199H92ZM107 197H108V199H106ZM251 197H252V199H251ZM118 199H122V200H118ZM148 199H150V200H148ZM172 199H174L175 201L174 200L172 201ZM250 199L251 200L255 199L254 201H256V204H255V202L253 203V201H252V206H251L250 205L251 201H249ZM214 200H216V201H214ZM80 201H81V204L79 205ZM147 201H149V202H147ZM154 201L155 202L160 201L159 202L160 204L158 205V203H154ZM204 201L206 202L205 205H207V203L209 204V205H207L209 207L202 205V204H204ZM245 201H246V204H245ZM29 202H31V203H29ZM103 203L106 205V207L103 205ZM145 203L146 204L151 203L152 205L157 204L158 206L157 205L156 206L158 207V211H157V208L154 206H152V207H154V209L152 211V207L150 206L151 207V209H150V207L148 206L150 204L147 205L149 212L145 211L144 210V209H146V208H144ZM258 203H259V205L260 204L261 205L259 206ZM22 204H24V208H23ZM220 204H221V206H220ZM253 204H255V205L253 206ZM34 205L36 208H32V207H34ZM239 205H242V206L244 205L243 206L244 209L242 208V206H239ZM256 205H258V206H256ZM26 206H28V208ZM101 206H102V208H101ZM136 206H138L137 211L135 210ZM192 206H194V208ZM201 206L202 207L204 206L205 208L204 207L202 208ZM213 206H214V208H215V206L216 207L220 206L219 208L217 207V209H214V211H217L219 209V212L217 211V215L214 216L215 219L213 218V216H211L213 214V213H211V211H213ZM97 207H100L101 209H97ZM87 208H89L95 212V213L92 212L93 216H96V217H98V219H101L100 221H96V222H99V224H95L94 223L95 218H92L94 222L92 220H91V222L94 225L91 226L90 217H92V216H89V217L87 216L88 217V220H87L85 218V215H84L85 212L87 213V211H89V209H87ZM240 208H241V210H240ZM85 209H87V210L85 211ZM102 209H105L104 210L105 212H103ZM132 209L134 210L133 212L136 211L135 216H134L133 212H131ZM160 209H162L163 212L160 211ZM251 209L254 210L255 213ZM82 210L85 211L84 214H82L84 217L80 216L82 213L81 212ZM97 210H99V211H97ZM142 210H144L146 214L148 213V215H147L148 218L145 217L146 215H144L145 213L144 214L142 213ZM196 210H197V212H195ZM22 211H23V214H22ZM159 211L162 213H160ZM193 212L198 213V215L200 214L199 217H201V219H200L201 225L198 222L201 227L199 225H197V227L199 226V228H200V229L197 228L198 230L196 229V227H194V225L196 226L197 221H198V220H196V218H199V217L195 216V218H194L192 216V215H195ZM200 212L201 213L203 212L202 215ZM123 213L125 215H122ZM228 213L232 214V216H233V214L235 215L234 216L235 221H234V217L230 218V216H231L230 214L228 216ZM100 214H104V215L101 216ZM130 214H133V216L135 218L132 219L130 217L131 216ZM206 214L207 215L209 214L207 216L208 218L210 217L208 220H207V218H205ZM254 214H255L256 218H255V216H253ZM258 214H259V216H258ZM141 215H142V217H141ZM187 215L189 218L187 217ZM243 215H244V217H243ZM116 216H117V218H116ZM121 216L122 217L126 216V218L123 217V218H125V220L122 219L125 221V224H124V221H121V218H122ZM178 216H181V217H178ZM191 216H192V218H194L193 221L196 222L195 224L191 223V222L189 224V219H190V221H192ZM225 216H227L230 219L224 218ZM139 217H141L140 219H142V220H139ZM186 217H187L188 221H187ZM251 217H252V219L250 220ZM18 218L21 220L19 221ZM83 218L86 219L87 222L84 223L83 222L84 220H82ZM145 218H147V220H145ZM98 219H95V220H98ZM185 219L187 222L185 221ZM52 220H54V221H52ZM116 220H117V222H116ZM205 220H207L206 222L208 224L205 222ZM229 220H231L230 223H229ZM119 221H121V222H119ZM137 221L139 223H137ZM184 221L188 224V225L186 224L187 226L184 224L185 223ZM246 221L249 224L246 223ZM255 221H257V222H255ZM88 223L90 224V227H89L90 229L92 227L93 230H95V231L98 230L97 232H95V231L94 232L97 233L96 236L98 237V239H100V241H103L102 242L103 244L100 243L99 241L97 242L98 239L95 241L96 243L91 241L93 243V245L88 242V239L90 241L95 236L94 235L95 233L91 234L93 236L92 238H91V235L87 236L88 235L87 234L86 235L87 237H86L83 234V232L85 230L84 227L89 226ZM119 223H122V224L120 225ZM205 224L211 226V228L208 230L209 227L206 228L207 225L205 226ZM228 224H229V226H228ZM234 224H235V226L239 225L240 228L237 226V229H236L233 226ZM3 225H4V227H3ZM95 225H96V227H95ZM119 225L121 227H119ZM222 225L228 226V227L227 226L226 227L224 226V227L226 228L227 231L231 232V233L229 232V235H228L226 230L223 231V229H225V228H222L223 227ZM202 227H204V228H202ZM231 227H233V228H231ZM243 227L244 228L247 227L250 230H253V232L248 231V229H246V232H245V230H242ZM250 227H252V228H250ZM126 228H128V229L126 230ZM218 228H222V231H221V229L219 230ZM90 229L89 230L87 229L88 232L91 231ZM205 229H207L208 232ZM235 229L237 231H233ZM87 230H86V233H87ZM178 230H180V231H178ZM181 230L184 232L182 234V236L184 235L183 236L184 238L181 236L182 239H179V238H181V237H179L181 234H174V233L175 232L176 233H182ZM191 230H193V231L197 230V231L195 234H191L190 233ZM258 230L260 231V233H258L259 232ZM261 230H262V232H261ZM6 231H8V233ZM225 231H226V233H223ZM158 232H159V234H158ZM166 232H168L170 234L173 232L174 235L171 234V235H173L171 237ZM206 232L208 234H206ZM243 232H245V234ZM5 233H7V234L5 235ZM10 233H13V234H10ZM92 233H93V231H92ZM156 233L159 235L158 239H156V236H157ZM163 233H165V234H163ZM198 233H201L202 236H200L201 234L198 235ZM238 233H239V236H241L240 237L241 239H242V236L245 238L244 240H241L242 242L244 241V243H242L243 244L242 247H240L242 244L239 241L240 238L238 237ZM160 234H162V236L164 235V237L162 238V236ZM188 234H190V235H188ZM196 234L200 237L197 238ZM225 234H227V238L230 239V241L227 242L228 248H227V245H226V247L224 245L225 239H223V238L226 237ZM230 234H231V236H230ZM257 234H260V235L262 234V235L261 236L258 235V239H257ZM165 235L168 237V238L166 237L167 238L166 240L170 241V243L168 241L166 242L164 240ZM177 235H179V236H177ZM185 235L189 236V238L186 237L187 238L186 239ZM60 236H61V238H60ZM96 236L93 240H95L97 238ZM174 236H177V238H174ZM52 237H54V239ZM218 237H220L219 238L220 240L222 237V240L224 241L223 244H220V242H222V241L218 240L217 239ZM253 237H254V239H253ZM43 239L45 240V242ZM208 239H210V240H208ZM42 240H43V242H42ZM150 240H149V242H147V243L151 244V245H149L150 247H148L147 243L144 244V247L146 249H148V248L152 249L153 248L152 244L156 243L153 241H152L153 243L152 242L150 243ZM192 240H193V242H195V245H192V243H191ZM207 240H208V242H207ZM211 240L213 241V245H212ZM233 240H234V245H233ZM160 241H158V242H160ZM205 241H206V243H205ZM226 241H228V240H226ZM251 241L253 243H251ZM85 243H87V245ZM160 243H156V244H158L159 247H161ZM166 243H168V244H166ZM188 243H190V244H188ZM207 243L208 244L210 243L209 245H211L213 247V249H212V247H210V249H212V251L209 249L208 245H205ZM95 244L99 245V246H96ZM134 244H135V246H134ZM136 244H140V245L137 246ZM238 244H239V246H238ZM153 246L155 248V244H153ZM193 246H196L197 252L195 251V249H193L194 248ZM206 246H207V249H205ZM29 247L30 248L32 247V248L30 249ZM238 247L241 248V249H239V251H237ZM26 249H27V251H26ZM93 249H95V250H93ZM143 249L144 248H142V250ZM155 249H157V246ZM191 249H193V250H191ZM152 250H154V249H152ZM170 250H171V252H170ZM126 251H128L129 253L128 252L125 253ZM147 251H150V250H147ZM198 251H200V252H198ZM205 251L208 253H205ZM209 251L211 253L213 251H215V252L211 254ZM218 251L220 253H218ZM30 252H33V253H30ZM134 252H135V250H134ZM134 252L132 254H134ZM195 252L199 253V254H197V255L195 254V256H194ZM254 252H255V254H254ZM89 253H91V254L89 255ZM139 253H140L139 255H141L142 252L140 251ZM146 253H148V255L150 254V252H145L144 254H146ZM183 253L184 254L186 253V254L184 255ZM215 253H218V254L215 255ZM144 254H142V256H144ZM156 254H157V256H155ZM205 254H206V256H205ZM251 254L253 256H251ZM120 255L125 259L122 260ZM139 255L137 257H138V259H140V261L143 260L144 257L145 258L147 257V256H144V257L140 256L141 258H143V259H141V258H139ZM200 255L203 257H201ZM30 256H32V257H30ZM96 256H98L100 260H98V258H97V261H96L95 260ZM3 257H5L8 260H5V258L3 259ZM9 257H11V259H9ZM252 257L254 258L253 260H251ZM88 258H90V263L87 262V261H89ZM92 258H95V259L92 260ZM119 258H121V259H119ZM13 259L16 260V262ZM103 259H106L104 261V263L102 261ZM146 259H144V260H146ZM171 259L173 260V262H171ZM234 259L235 260L237 259V261H238V259H240V262L239 261L235 262ZM91 260L94 262L92 263ZM120 260H122V261H120ZM133 260H136V259L133 258ZM148 260H146V261H148ZM183 260H184V262H183ZM196 260H198V261H196ZM243 260H244V262H243ZM112 261H113V263H112ZM140 261H139V263H140ZM153 261H154L153 258H151L147 264H151V262L153 263ZM166 261L167 262L169 261V262L167 263ZM139 263L135 262V264H139ZM142 264H146V263L143 262Z\"/></svg>",
    "mask_w": 264,
    "mask_h": 264
},
{
    "label": "bare ground",
    "instance_id": "obj_2",
    "mask_svg": "<svg viewBox=\"0 0 264 264\" xmlns=\"http://www.w3.org/2000/svg\"><path fill=\"white\" fill-rule=\"evenodd\" d=\"M35 1L39 2L38 0H35ZM42 1H43V0H42ZM61 1H62V0H61ZM64 1H65V0H64ZM64 1H63V3H65V2L68 3L67 0H66L65 2H64ZM68 1H69V0H68ZM71 1H73V0H71ZM99 1H100V0H99ZM103 1H104V0H103ZM112 1H113V0H112ZM114 1L116 2V0H114ZM152 1H153V0H152ZM158 1H159V0H158ZM160 1H161V0H160ZM180 1H181V0H180ZM180 1H179V2H180ZM183 1H184V0H183ZM204 1H205V0H204ZM220 1H223L221 4H223V3L225 2V3L223 4V6H227V3H228L229 1H232L233 3L231 2V6H233V7L230 8V10H231V9L233 10V8L235 9L236 6H234V4H236L237 7H238V8H241V9H238V8H237V9H235V10L246 11L247 13H249V14L252 15V16H253V15H254L255 17L257 16L258 19H260V18L262 17V19H260V20H262V22L260 21V23H264V22H263L264 14L260 13V12L257 11L256 9H254V8H253L252 6H250L248 3H244V2H242L243 0H242V1H240V0H228V1H227V0H220ZM37 2H36V3H37ZM108 2L110 3V1H108ZM146 2H147V1H146ZM162 2H165V1H162ZM169 2H171V1H169ZM226 2H227V3H226ZM20 3H21V1H20ZM47 3H49V2H47ZM50 3H51V1H50ZM63 3H60V4H63ZM100 3H101V2H100ZM102 3H104V2H102ZM171 3L174 4L175 1H172ZM202 3H203V2H202ZM42 4H43V3H42ZM60 4H59V5H60ZM68 4H70V1H69ZM75 4H77V3H75ZM75 4H74V5H75ZM105 4H106V6H107L108 3H106V1H105ZM105 4H101V5H102V8H100V10L102 9L101 12H103L104 15H106V14H105V11H104ZM214 4H215V5H214ZM216 4H219V5H220V3H216V2L214 3V1H213L212 4H209V6H210L209 8H211L212 6H214V8H215V7H216ZM0 5H1V4H0ZM33 5H34V4H33ZM40 5H41V4H40ZM47 5H48V4H47ZM53 5H54V4H53ZM77 5L79 6V4H77ZM101 5H99V6L101 7ZM110 5H111V4H110ZM162 5H164V3H163ZM174 5H175V4H174ZM6 6H7V5H6ZM34 6H35V7H36V6L39 7V4L37 3V4H35ZM63 6H65V5L63 4ZM78 6H76V7H78ZM112 6H113V3H112ZM144 6H145V5H143V7H144ZM147 6H148V5H147ZM160 6H161V5H160ZM168 6H169V5H168ZM221 6H222V5H221ZM229 6H230V5H229ZM9 7H10V6H9ZM35 7H33V8H35ZM38 7H37L36 9H38ZM70 7L72 8V5H71V6L69 5V6L66 7V8H67V9H70ZM108 7H109V6H107V8H105V9H108ZM148 7H150V6H148ZM148 7H147V8H148ZM153 7H155V6H153ZM158 7H159V5L155 7L156 10H157V12H158ZM164 7L166 8V5H164ZM164 7H163V8H164ZM170 7H171V6H169V8H170ZM227 7H228V6H227ZM3 8H5V7L3 6ZM53 8H54V7H53ZM56 8H58V7H56ZM64 8H65V7H64ZM64 8H62V7L60 8V7H59V9H61V10H62V9L64 10ZM115 8H116V7H115ZM159 8H161V7H159ZM163 8H162V10H163ZM165 8H164V9H165ZM5 9H6V8H5ZM110 9H113V10H114V8H110ZM110 9H109V10H110ZM137 9H138V8H137ZM242 9H243V10H242ZM10 10H11V7H10ZM27 10H28V9H27ZM56 10H57V9H56ZM56 10H55V11H56ZM71 10H74V7H73V9H71ZM98 10H99V9H98ZM100 10H99V11H100ZM109 10H108V11H109ZM120 10H121V9H119V11H120ZM145 10H146V8H145ZM148 10H149V8L147 9V11H148ZM165 10H167V9H165ZM199 10H200V9H199ZM199 10H198V11H199ZM207 10H209V9L207 8ZM222 10L224 11L225 9H222ZM16 11H17V10H16ZM34 11H35V10H34ZM64 11H65V10H64ZM69 11H70V10H69ZM74 11H76V10H74ZM114 11H115V10H114ZM123 11H124V10H123ZM167 11H168V10H167ZM167 11H166V13H168ZM215 11H216V8H215ZM215 11L213 10V12H215ZM233 11H234V10H233ZM239 11H238V12H239ZM241 11H240V13L242 14L243 12H241ZM17 12H18V11H17ZM28 12H30V11H28ZM28 12H27V14H28ZM31 12H33V11H31ZM72 12H73V11H72ZM101 12H99L98 14L100 15ZM111 12H112V10H111ZM159 12H160V11H159ZM205 12H206V10H205ZM220 12H222L221 9H220ZM25 13H26V11H25ZM56 13H57V12H56ZM68 13H69V12H68ZM84 13H85V12H84ZM96 13H97V10H96ZM118 13H119V12H118ZM166 13H165L164 17L166 16ZM194 13H195V12H194ZM194 13H193V14H194ZM197 13L199 14L200 12H196L195 14L197 15ZM227 13H229V11H227ZM227 13H226V14H227ZM240 13H239V15H240ZM244 13H245V12H244ZM247 13H246V14H247ZM30 14H31V13H30ZM30 14H28V17H29ZM49 14H50V13H49ZM116 14H117V13H116ZM116 14H114V12H113V15H116ZM121 14H122V13H121ZM121 14H120V15H121ZM151 14H152V12H151ZM151 14H150V15H151ZM178 14H179V13H178ZM178 14H177V15H178ZM195 14H194V15H195ZM200 14H201V13H200ZM220 14H221V13H220ZM220 14H219V17H220V16L223 17L224 15H226L225 13H224L223 15H220ZM39 15H40V14H39ZM39 15H38V16H39ZM109 15L112 16V14H110V13H109ZM118 15H119V14H118ZM130 15H132V14H130ZM139 15H140V14H139ZM141 15H142V14H141ZM141 15H140V17H141ZM155 15L157 16V14L154 13V16H155ZM162 15H163V14H162ZM204 15H205V14H204ZM204 15H203V16H204ZM212 15H213V14H212ZM228 15H229V14H228ZM228 15H226V16H228ZM239 15H238V17H239ZM18 16H19V15H17V17H18ZM31 16H32V14L30 15V17H31ZM36 16H37V14L35 15V17H36ZM101 16H102V13H101ZM111 16H109V17H111ZM128 16H129V15H128ZM128 16H127L126 18H128ZM158 16H159V14H158ZM167 16H168V14H167ZM169 16H170V13H169ZM172 16H173V14H171V17H172ZM197 16H198V15H197ZM207 16H208V15H207ZM230 16L233 17V18H235V17H234V14H233V16H232V14L230 13ZM230 16H229V21L231 20V19H230ZM235 16H236V15H235ZM30 17H29V19H33L34 16L31 17V18H30ZM76 17H77V16H76ZM82 17H83V16H82ZM102 17H103V16H102ZM114 17H115V16H114ZM117 17H118V16H117ZM121 17H122V16H120V19H121ZM131 17H133V16H131ZM159 17H160V16H159ZM164 17H160L161 20H162V18H164ZM201 17H202V16H201ZM201 17H197L198 20H200ZM215 17H216V15H215ZM222 17H220L219 20H221ZM224 17H225V16H224ZM255 17H254V18H255ZM259 17H260V18H259ZM37 18H38V17H37ZM39 18H40V17H39ZM69 18H70V17H69ZM69 18L67 19V21L69 20ZM79 18H81V17H79ZM105 18H106V20H107V16H106ZM133 18L137 19L136 17H133ZM143 18H144V17H142L141 19H143ZM145 18L147 19V18H149V16L147 17V15H146ZM150 18H151V17H150ZM152 18H153V17H152ZM152 18H151V21H150L151 23H152ZM156 18H157V17H156ZM179 18H180V17H179ZM194 18H195V17H194ZM199 18H200V19H199ZM204 18H205V16H204ZM17 19H20V18H17ZM17 19H16V21H17ZM35 19H36V18H35ZM76 19H78V17H77ZM108 19L110 20L111 18H108ZM112 19H113V18H112ZM112 19H111V21H112ZM117 19H118V18H117ZM128 19H129V18H128ZM128 19H127V20H128ZM164 19H165V18H164ZM164 19H163V20H164ZM206 19H207V18H206ZM206 19H205V21L203 20V22L206 23ZM215 19H216V18H215ZM237 19H239V18H237ZM36 20H37V19H36ZM74 20H75V19H74ZM99 20H101V19H99ZM99 20L97 19L98 22H99ZM121 20H122V19H121ZM149 20H150V19H148V21H149ZM153 20H154V19H153ZM161 20H160V21H161ZM173 20H174V19H173ZM177 20H181V19H178V18H177ZM216 20H217V19H216ZM219 20H218V22H220ZM225 20H226V19H225ZM225 20H224V21H225ZM18 21H19V20H18ZM31 21H33V20H31ZM31 21H29V23H31V25H32V22H31ZM65 21H66V20H65ZM102 21H103V20H102ZM131 21H133V20L131 19ZM131 21H130V22H131ZM135 21H136V20H135ZM146 21H147V20H146ZM154 21L156 22V19H155ZM221 21H223V19H222ZM232 21H234V19H233ZM258 21H259V20H258ZM1 22H2V21H1ZM86 22H87V20H86L85 17H84L82 20H79V22L77 21V22H73V23H75L76 26H77V29H79V27L81 26V24H84V25H85ZM92 22H93V21H92ZM109 22H110V21H109ZM114 22H115V21H114ZM114 22H111V23H114ZM128 22H129V21H128ZM128 22H127V23H128ZM157 22H158V21H157ZM161 22H163V25H164V21H161ZM168 22H169V21H168ZM174 22H175V21H174ZM177 22H178V21H176V23H177ZM179 22H180V21H179ZM199 22H200V21H199ZM199 22H198V23H199ZM214 22H215V20H214ZM214 22H213V23H214ZM235 22L237 23V21H235ZM238 22H240V21H238ZM248 22H249V21H248ZM16 23H18V22H16ZM39 23H40V22H38L37 24L39 25ZM52 23H53V22H52ZM78 23H79L80 25H78ZM115 23H116V22H115ZM120 23H121V22H120ZM132 23H133V22H132ZM139 23H140V22H139ZM144 23H145V22H144ZM146 23H147V22H146ZM215 23H216V22H215ZM231 23L234 25L233 22H231ZM241 23H242V22H241ZM241 23H240V24H241ZM256 23H257V22H256ZM256 23H255V24H256ZM8 24H9V23H8ZM35 24H36V23H35ZM35 24H33V26H34ZM37 24H36V25H37ZM94 24H95V23H94ZM94 24H93V25H94ZM99 24H100V23H99ZM108 24H109V23H108ZM122 24H123V23H122ZM165 24H167V22H166ZM199 24L201 25V22H200ZM199 24H198V26H199ZM218 24H219V23H218ZM220 24H222V23H220ZM227 24H228V23H227ZM238 24H239V23H238ZM240 24L238 25L239 27H240ZM10 25H11V24H10ZM20 25H21V24H20ZM28 25H30V24H28ZM31 25H30V26H31ZM65 25H66V24H65ZM68 25H69V24H68ZM72 25H74V24H72ZM86 25L89 26L90 24H89V25L86 24ZM101 25H102V23L100 24V26H101ZM104 25H105V24H104ZM136 25H137V24H135V25H133V26H136ZM147 25H148V24H147ZM160 25L162 26V23H160ZM160 25H159V26H160ZM169 25H170V24H167V26H169ZM184 25H185V24H184ZM184 25H183V26H184ZM222 25H223V24H222ZM224 25H225V24H224ZM224 25H223V26H224ZM243 25H244V26L246 25L245 22H244ZM243 25H241V26H243ZM256 25H257V24H256ZM14 26H15V25H14ZM16 26H17V25H16ZM66 26H67V25H66ZM76 26L74 25L73 27H76ZM82 26H83V25H82ZM90 26H91V25H90ZM90 26H89V27H90ZM102 26H103V25H102ZM102 26H101V27H102ZM118 26H119V25H118ZM131 26H132V25H131ZM131 26H130V27H131ZM161 26L158 27L159 30L162 29ZM165 26H166V25H164V29H165ZM173 26H174V25H173ZM183 26H182V27H183ZM186 26H187V25H186ZM202 26H203V25H202ZM216 26H217V24H216ZM218 26H219V25H218ZM218 26H217V28H218ZM252 26H254V25H252ZM21 27H22V26H21ZM27 27H28V26H27ZM104 27H105V26H104ZM143 27H144V26H143ZM145 27H147V26H145ZM156 27H157V26H156ZM175 27H176V26H175ZM182 27H181V28H182ZM199 27H200V26H199ZM220 27H221V26H219V28H220ZM232 27H233V26H232ZM250 27H251V24H250ZM254 27H255V26H254ZM254 27H251V28H254ZM258 27H259V26H258ZM3 28H5V27H3ZM31 28H32V26H31ZM63 28H64V27H63ZM65 28H66V27H65ZM65 28H64L63 30H65ZM71 28H72V27H71ZM86 28H87V30H88V27H86ZM91 28H93V27H91ZM91 28H90V29H91ZM96 28H97V27H96ZM96 28H94V29H96ZM114 28H115V26H114ZM131 28H132V27H131ZM136 28H138V27L136 26L135 29H136ZM153 28H154V27H153ZM168 28H169V27H168ZM168 28H167V29H168ZM177 28H178V27H177ZM177 28H176V29H177ZM181 28H180V29H181ZM217 28H216V29H217ZM221 28H222V27H221ZM223 28H224V27H223ZM255 28H256V27H255ZM255 28H254V29H255ZM17 29H19V28H17ZM17 29H16V30H17ZM24 29H25V28H24ZM44 29H45V28H44ZM67 29H68V26H67ZM67 29H66V31H67ZM73 29L75 30L76 28H73ZM73 29H72V31H73ZM94 29H93V30H94ZM102 29H103V28H102ZM108 29H109V27H108ZM112 29H113V28H112ZM129 29H130V28H129ZM143 29H144V28H143ZM145 29H146V28H145ZM151 29H152V28H151ZM156 29H157V28H156ZM172 29H173V28H171V32H172V33H175V32L172 31ZM176 29L174 28V30H176ZM183 29H186V28L184 27ZM202 29H204V28H202ZM241 29H243V28H241ZM241 29H240V31H241ZM257 29H258V28H257ZM260 29H261V28H260ZM16 30H15V28H14L12 31H16ZM20 30H21V29L18 30L17 34H19V32H21L23 29H22L21 31H20ZM26 30H28V28H27ZM26 30H25V31H26ZM100 30H101V29H100ZM105 30H106V31H105ZM105 30H104V31L106 32L105 34H107V33H108V32H107L108 30H107L106 28H105ZM113 30H114V29H113ZM130 30H131V29H130ZM136 30H137V29H136ZM149 30H150V29H149ZM159 30H158V31H159ZM165 30H166V29H165ZM165 30H164V31H165ZM181 30H182V29H181ZM181 30H180L179 32H181ZM187 30H188V29H187ZM221 30H222V29H221ZM25 31H22V32L24 33ZM30 31H31V30H28L27 32H30ZM32 31H33V30H32ZM32 31H31V32H32ZM34 31H35V29H34ZM36 31H37V29H36ZM66 31H65V33H66ZM91 31H92V29H91ZM95 31H96V30H95ZM95 31H94V32H95ZM140 31H141V30H139V33H140V34L138 33V35H140V36H138V37H141V36H142V35H141V32H142V31H141V32H140ZM158 31H156V32H158ZM168 31H170V30H168ZM168 31H167V32H168ZM183 31H184V30H183ZM215 31H216V30H215ZM218 31H219V30H218ZM225 31H227V30H225ZM225 31L223 32V34L221 33L223 36L226 34ZM252 31H254V30H252ZM255 31H256V30H255ZM259 31H260V32H259V37H260L261 34L263 33V32H261V31H263V30H259ZM59 32H60V31H59ZM62 32H63V33L60 32V34L58 33L57 35L62 36L61 34H64V31H62ZM73 32H74V31H73ZM73 32H72V33H73ZM87 32H88V31H87ZM92 32H93V31H92ZM94 32H93V33H94ZM99 32H100V31H99ZM110 32H111V30H110ZM110 32H109V33H110ZM136 32H137V31H136ZM160 32H161V30H160ZM160 32H158V33H160ZM184 32H185V31H184ZM205 32H206V30H205ZM220 32H222V31H220ZM228 32H229V30H228ZM14 33H16V32H14ZM23 33H22V34H23ZM25 33H26V32H25ZM101 33H102V32H101ZM112 33H113V32H112ZM123 33H124V32H123ZM129 33H130V35H131V33H133V35L135 34L134 31H133V32H129ZM143 33H144V30H143ZM151 33H152V32H151ZM151 33H150V34H151ZM164 33H165V32H164ZM172 33H171V34H172ZM187 33H188V32H187ZM215 33H216V32H215ZM218 33H219V32H218ZM224 33H225V34H224ZM240 33H241V32H240ZM240 33L238 32V34H237V35L235 34V35L238 36ZM253 33H255V32H253ZM260 33H261V34H260ZM3 34H4V33H3ZM22 34L20 33L19 36H22ZM105 34H104V35H105ZM118 34H119V33H118ZM126 34H127V33L124 34V35H125L124 38L126 37ZM145 34H147V33H145ZM152 34H153V33H152ZM161 34H162V33H161ZM181 34H182V33H181ZM243 34H244V33H243ZM249 34H250V33H249ZM251 34H252V33H251ZM251 34H250V35H251ZM23 35H24V34H23ZM68 35H69V34H68ZM72 35H73V34L70 33L71 38H72ZM98 35L101 36L102 34L99 33ZM154 35H155V34H154ZM168 35H169V34H168ZM174 35H175V34H174ZM184 35H185V34H183V37H184ZM187 35H188V34H187ZM212 35H213V34H212ZM216 35H218V34H216ZM222 35H221V36H222ZM246 35H247V34H246ZM14 36H16V35H14ZM63 36H64V35H63ZM70 36H68L69 38H68V37H67V38L70 39ZM82 36H83V35H82ZM96 36H97V34H95L94 38H95ZM158 36H160V35H158ZM225 36H226V35H225ZM225 36H224V37H225ZM232 36H233V35H232ZM242 36H243V35H242ZM252 36H253V35H252ZM91 37H92V36H91ZM113 37H114V36H113ZM142 37H143V36H142ZM161 37H162V35H161ZM164 37H165V36H164ZM209 37H210V36H209ZM209 37H208V39H209ZM249 37H250V36H249ZM259 37H258V38H259ZM16 38H18V37H16ZM24 38H25V37H24ZM58 38L60 39V37H57V36H56V39H57V40H59ZM61 38H62V37H61ZM74 38L77 39L76 37H74ZM74 38L72 39V41H73L72 44H75V45L77 44L78 40H79V41L82 40V38L80 37V35H79V37H78V39H77V42H75L76 40H75ZM79 38H81V39H79ZM87 38H88V37H87ZM94 38L92 37L91 40L94 41V40L96 39V38H95V39H94ZM98 38H99V37H98ZM98 38H97V39H98ZM105 38H108V35H107V36L105 35L104 38H101V39L99 38V39H98V41L102 42V43L99 42V43L102 45V48H104L103 46H105V48L107 47V46L105 45V44H106V41H107V45H109V44L111 43V42H110L111 40L109 41V40H107V39H105ZM117 38H118V37H117ZM178 38H179V37H178ZM202 38H203V37H202ZM221 38H222V37H221ZM228 38H229V37H228ZM231 38H232V37H231ZM246 38H247V36H246ZM246 38H245V39H246ZM256 38H257V37H256ZM21 39H22V38H21ZM54 39H55V37H54ZM56 39H55V40H56ZM68 39H67V42H66L67 44H66V43H65V44L63 43V44H64V47H65V45H66L67 48H68V46H69V44H70V42H71L70 40H69V41H70V42H69ZM83 39H84V38H83ZM103 39H105V41H104ZM109 39H110V37H109ZM126 39H127V38H126ZM139 39H140V38H139ZM146 39H147V38H146ZM159 39H160V38H159ZM159 39H157V40L160 42ZM163 39H164V38H163ZM163 39H162V40H163ZM167 39H168V38L166 37V40H167ZM171 39H172V38H171ZM179 39H181V38H179ZM203 39H205V38H203ZM242 39H243V38H242ZM245 39H244V40H245ZM18 40H19V38H18ZM57 40H56V41H57ZM60 40H61V39H60ZM91 40H90V42H91ZM102 40H103V41H102ZM113 40L116 41V40H118V39H115V38H114ZM132 40H133V39H132ZM132 40H131V41H132ZM137 40H138V38H137ZM151 40H152V39H151ZM154 40H155V38H154ZM166 40H164V41L166 42ZM182 40H183V39H182ZM182 40H181V41H182ZM221 40H222V39H221ZM238 40H239V39H238ZM248 40H249V39H248ZM252 40H253V39H252ZM252 40H251V41H252ZM256 40H257V39H256ZM16 41H17V40H16ZM61 41H62V40H61ZM85 41H86V40H85ZM95 41H97V40H95ZM108 41H109L110 43H109ZM133 41H135V40H133ZM148 41H149V38H148ZM164 41H161V42L163 43ZM169 41H170V40H169ZM173 41H175V40H173ZM200 41H201V40H200ZM202 41H203V40H202ZM208 41H209V40H208ZM219 41H220V40H219ZM251 41H250V42H251ZM254 41H255V40H254ZM17 42H19V41H17ZM23 42H24V40H23ZM68 42H69V43H68ZM87 42H89V40H87ZM149 42H150V41H149ZM151 42H153V41H151ZM165 42L163 43V44H164V47H161V46H160L161 48L168 47V44H167V43L165 44ZM171 42H172V41H171ZM209 42H210V41H209ZM211 42H212V40H211ZM240 42H241V41H240ZM240 42H239V43H240ZM245 42H246V40H245ZM247 42H248V41H247ZM25 43H26V42H25ZM78 43L80 44V42H78ZM94 43H95V42H94ZM104 43H105V44H104ZM124 43H125V42H124ZM133 43H134V42H133ZM135 43H136V42H135ZM155 43H156V42H155ZM155 43H154V44H155ZM162 43H161V44H162ZM248 43H249V42H248ZM19 44H20V43H19ZM19 44H18V45H19ZM27 44H28V43H27ZM58 44H60V43H58ZM63 44L61 43V46H62ZM72 44H71V45H72ZM79 44H78V45H79ZM86 44H87V43H86ZM88 44H89V43H88ZM90 44H91V43H90ZM95 44H96V43H95ZM116 44H117V41H116ZM131 44H132V43H131ZM171 44H172V43H171ZM173 44H174V42H173ZM197 44H198V43H197ZM204 44H205V43H204ZM208 44H209V43H208ZM208 44H207V45H208ZM221 44H222V43H221ZM243 44H244V43H243ZM255 44H256V43H255ZM22 45H23V44H22ZM112 45H113V43H112ZM135 45H137V44H135ZM142 45H143V44H142ZM166 45H167V46H166ZM218 45H219V44H218ZM245 45H246V43H245ZM249 45H250V43H249ZM252 45H253V44H252ZM61 46L59 47L60 49H62ZM73 46H74V45H73ZM87 46H89V45H87ZM162 46H163V45H162ZM175 46H176V42H175ZM175 46H174V47H175ZM240 46H241V45H240ZM253 46H254V45H253ZM257 46H259V44H258ZM22 47H23V46H22ZM55 47H56V46H55ZM82 47H83V46H82ZM95 47H96V45H95ZM95 47L93 46V48H95ZM180 47H181V46H180ZM219 47H220V45H219ZM259 47L261 48V46H259ZM77 48H78V47H77ZM86 48H87V47H86ZM107 48H108V47H107ZM112 48H113V47H112ZM118 48H119V47H118ZM127 48H128V47H127ZM138 48H140V45H139ZM168 48H169V47H168ZM221 48H222V45H221ZM241 48H243V46H242ZM0 49H2V48H0ZM16 49H17V48H16ZM26 49H27V48H26ZM26 49H25V50H26ZM65 49H66V47H65ZM65 49H63V51H64ZM74 49H75V48H74ZM84 49H85V48H84ZM113 49H115V48H113ZM140 49H141V48H140ZM143 49H144V48H143ZM149 49H151V48H149ZM170 49H171V48H170ZM223 49H224V48H223ZM223 49L221 50V52L223 51ZM245 49H246V46H245ZM248 49L250 50V48L247 46V49H246V50H248ZM256 49H257V48H256ZM6 50H8V49H6ZM10 50H11V49H10ZM58 50H59V49H58ZM80 50H81V49H80ZM88 50H89V49H88ZM105 50L107 51V49H104V50H103L104 53L106 52ZM184 50H185V49H183V51H184ZM197 50H198V49H197ZM208 50H209V49H208ZM208 50H206V51L208 52ZM239 50H240V47H239ZM241 50H242V49H241ZM241 50H240L239 52H241ZM257 50H258V49H257ZM8 51H9V50H8ZM61 51H62V50H61ZM61 51H60V52H61ZM63 51H62V52H63ZM115 51H116V50H115ZM149 51H151V50H149ZM149 51H148V52H149ZM165 51H166V50H165ZM174 51H175V50H174ZM177 51H178V50H177ZM250 51H251V50H250ZM9 52H10V51H9ZM88 52H89V51H88ZM101 52H102V51H101ZM101 52H100V55L102 54ZM151 52H152V51H151ZM156 52H158V51H156ZM169 52H170V51H169ZM198 52H199V50H198ZM218 52H220V50H218ZM237 52H238V51H237ZM257 52H258V51H257ZM257 52H255V53H256L255 55H257ZM64 53H65V52H64ZM79 53H80V52H79ZM94 53H95V52H94ZM104 53L102 54V58H103V55H104V60H105V54H104ZM110 53H111V55H113L115 52H114L113 54H112V52H110ZM158 53H159V52H158ZM201 53H202V52H201ZM201 53H200V54H201ZM222 53H223V52H222ZM241 53H242V52H241ZM5 54H6V53H5ZM5 54H3V55L5 56ZM16 54H17V53H16ZM53 54H55V53H53ZM83 54H84V53H83ZM95 54H96V53H95ZM159 54H161V53H159ZM178 54H179V53H178ZM223 54H224V53H223ZM226 54H227V53H226ZM261 54H262V53H261ZM10 55H11V54H10ZM56 55H57V54H56ZM78 55H79V54H78ZM92 55H93V54H92ZM96 55H98V54H96ZM96 55H94V57H95ZM141 55H143V53H142ZM210 55H211V54H210ZM224 55H225V54H224ZM237 55H240V54H237ZM252 55H253V54H252ZM1 56H2V55H1ZM38 56H40V55H38ZM38 56H37V57H38ZM51 56H53V55L51 54ZM88 56H89V55H88ZM88 56H87V57H88ZM134 56H135V55H134ZM165 56H166V55H165ZM179 56H180V55H179ZM228 56H229V55H228ZM228 56H227V57H228ZM242 56H243V57H242ZM242 56H241L240 58H243V59H244L245 57H244L243 54H242ZM31 57H32V56H31ZM55 57H56V56H55ZM76 57H77V55H76ZM111 57H112V56H111ZM205 57H206V56H205ZM227 57H226V59H227ZM229 57H230V56H229ZM237 57H238V56H237ZM33 58H34V57H33ZM79 58H80V57H79ZM97 58H98V57H97ZM100 58H101V57H100ZM112 58H113V57H112ZM115 58H116V57H115ZM134 58H135V57H134ZM144 58H145V57H144ZM164 58H165V57H164ZM179 58H180V57H179ZM206 58H208V57H206ZM209 58H210V57H209ZM238 58H239V57H238ZM254 58H255V57H254ZM256 58H257V57H256ZM256 58H255V59H256ZM74 59H75V58H74ZM77 59H78V58H77ZM108 59H109V58L107 57L106 60H108ZM166 59H167V58H166ZM203 59H204V57H203ZM226 59H225V60H226ZM228 59H229V58H228ZM246 59L248 60L247 57H246ZM246 59H244V60H246ZM255 59H254V60H255ZM257 59H258V58H257ZM14 60H16V59H14ZM72 60H73V59H72ZM72 60H71V61H72ZM135 60H136V59H135ZM208 60H209V59H208ZM214 60H215V59H214ZM220 60H221V57H220ZM234 60H235V59H234ZM239 60H240V59H239ZM244 60H243V61H244ZM247 60L244 61V62L247 63ZM250 60H251V59H250ZM252 60H253V59H252ZM16 61H17V60H16ZM27 61H28V60H27ZM77 61H78V60H77ZM95 61H96V60H95ZM109 61H110V59H109ZM109 61H108V62H109ZM178 61H179V60H178ZM191 61L193 62V60H190V62H191ZM199 61H200V58H199ZM201 61H202V60H201ZM248 61H249V60H248ZM255 61H256V60H255ZM255 61H253V62H255ZM45 62H46V60L43 61L42 64H45ZM52 62H54V61H52ZM74 62H75V61H74ZM86 62H87V60H86ZM99 62H100V61H99ZM101 62H102V60H101ZM117 62H118V61H117ZM207 62H208V61H207ZM209 62H211V60H210ZM214 62H215V61H214ZM224 62L226 63V61H224ZM240 62H241V61H240ZM244 62H243V63H244ZM253 62H252V63H253ZM258 62H259V61H258ZM3 63H4V62H3ZM17 63H18V62H17ZM89 63H90V62H89ZM112 63H113V62H112ZM144 63H145V62H144ZM176 63H177V62H176ZM195 63H196V62H195ZM42 64H41V65H42ZM53 64H54V63H53ZM55 64H56V63H55ZM196 64H198V62H197ZM204 64H205V63H204ZM249 64H251V62H249ZM249 64H248V65H249ZM255 64H256V63H255ZM47 65L49 66V64H46L45 66L42 65V68H43V69H45V67L48 68ZM105 65H106V64H105ZM109 65H110V64H109ZM116 65H117V64H116ZM177 65L180 66V62H179V64H177ZM192 65H194V64H192ZM214 65H216V63H215ZM219 65H221V64H219ZM228 65H229V64H228ZM241 65H245V64H241ZM246 65H247V64H246ZM246 65H245V66H246ZM253 65H254V64H253ZM256 65H257V64H256ZM259 65H260V63H259ZM261 65H262V64H261ZM2 66H4V65H2ZM2 66H0V68H4V69H5V67H2ZM15 66H16V65H15ZM39 66H40V65H39ZM55 66H56V65H55ZM71 66H72V65H71ZM74 66H75V65H74ZM84 66H85V65H84ZM117 66H118V65H117ZM122 66H123V65H122ZM216 66H217V65H216ZM216 66H215V67H216ZM222 66H224V65L222 64ZM250 66L254 68V66H252V64H251V65H249V67H248L249 69L251 68ZM36 67H37V66H36ZM56 67H57V66H56ZM202 67H203V66H202ZM229 67H230V66H229ZM229 67H228V68H229ZM246 67H247V66H246ZM37 68H38V67H37ZM39 68H41V67H39ZM52 68H53V66H52ZM138 68H139V67H138ZM177 68H178V66H177ZM187 68H188V67H187ZM196 68H197V67H196ZM253 68H252V69H253ZM257 68H259V67H257ZM261 68H262V67H261ZM261 68H260V69H261ZM4 69H3V70H4ZM34 69H35V67H34ZM48 69H50V67H49ZM61 69H62V68H61ZM73 69H74V68H73ZM113 69H114V68H113ZM141 69H142V68H141ZM215 69H217V68H215ZM240 69H243V67H241ZM0 70H2V69H0ZM35 70H36V69H35ZM40 70H41V69H40ZM45 70L48 72L47 69H45ZM50 70H51V69H50ZM50 70H49V71H50ZM52 70H54V69H52ZM55 70H56V69H55ZM65 70H66V69H65ZM71 70H72V69H71ZM77 70H78V69H77ZM99 70H100V69H99ZM109 70H110V69H109ZM143 70H144V69H143ZM145 70H146V69H145ZM145 70H144L143 72H141V73L144 74V72H145V73L147 74V72H146ZM174 70L177 71L176 69H174ZM174 70H173V72H174ZM210 70H211V67H210ZM210 70H209V71H210ZM246 70H247V68H245L244 71H246ZM258 70H259V69H257L256 71H258ZM105 71H106V70H105ZM170 71H172V69H171ZM247 71H252V70L250 69V70H247ZM254 71H255V69H254ZM256 71H255V72H256ZM263 71H264L263 69H262L261 71L259 70V72L263 74V75L261 76V79H262V77L264 76ZM34 72H35V71H34ZM43 72H44V71H43ZM69 72H70V71H69ZM72 72H74V71H72ZM91 72H93V71H91ZM151 72H153V71H150V73H151ZM155 72H156V71H155ZM177 72H179V69H178ZM182 72H183V71H182ZM252 72H253V71H252ZM255 72H254V73H255ZM62 73H63V69H62ZM66 73L68 74V72H66ZM66 73H65V74H66ZM106 73H107V72H106ZM124 73H125V72H124ZM129 73H130V72H129ZM138 73H139V72H138ZM150 73H149V74H150ZM207 73H208V71H207ZM224 73H225V72H223V74H224ZM254 73H252V74H254ZM57 74H58V72H57ZM88 74H89V73H88ZM109 74H110V73H109ZM113 74H114V72H113ZM149 74H147V78H149V76H148ZM164 74H166V72H165ZM172 74H173V73H172ZM176 74H178V73H176ZM182 74H183V75H186V74H184V73H182ZM223 74H222V75H223ZM226 74H227V72H226ZM257 74H258V73H257ZM47 75H49V74H47ZM52 75L54 76V73H53ZM63 75H64V74H63ZM114 75H115V74H114ZM121 75H122V74H121ZM166 75L169 76L168 74H166ZM224 75H225V74H224ZM246 75L248 76V73H247ZM258 75H259V74H258ZM258 75H255V76L259 77ZM38 76H39V75H38ZM43 76H44V75H43ZM55 76H56V74H55ZM91 76H92V75H91ZM107 76H108V75H107ZM107 76H105V77L107 78ZM164 76H165V75H164ZM167 76H166V77H167ZM208 76H209V75L207 74V77H208ZM44 77H45V76H44ZM67 77H68V76H67ZM166 77H165V78H166ZM173 77H174V76H173ZM181 77H182V75H181ZM185 77H186V76H185ZM209 77H210V76H209ZM209 77H208V78H209ZM223 77L225 78V79H224V81H225V80H226V77H225V76H223ZM32 78H33V77H32ZM32 78H31V79H32ZM42 78H43V77H42ZM47 78H48V77L46 76V79H47ZM53 78H54V77H52V79H53ZM58 78H59V77H58ZM60 78H61V77H60ZM62 78H63V77H62ZM71 78H72V77H71ZM94 78H95V77H94ZM122 78H123V77H122ZM127 78H128L127 81H129V77H127ZM145 78H146V75H145ZM167 78H168V77H167ZM176 78H177V76H176ZM182 78H184V77H182ZM242 78H243V77H242ZM242 78H241V79H242ZM56 79H57V78H56ZM67 79H68V78H67ZM130 79H131V78H130ZM137 79H138V78H137ZM108 80H109V79H108ZM150 80H151V78H150ZM150 80H149V81H150ZM163 80H164V79H163ZM167 80H168V79H167ZM172 80H173V79H172ZM174 80H175V79H174ZM246 80H247V79H246ZM36 81H37V80H36ZM50 81H51V80H50ZM54 81H55V80H54ZM60 81H61V80H60ZM136 81H137V80H136ZM144 81H145V80H144ZM147 81H148V80H147ZM147 81H145V82H147ZM149 81H148V82H149ZM164 81H166V80H164ZM247 81H248V83H250L249 80H247ZM19 82H20V81H19ZM51 82H52V81H51ZM84 82H85V81H84ZM86 82H87V81H86ZM124 82H126V81L124 80ZM129 82H130V81H129ZM134 82H135V81H134ZM148 82H147V83H148ZM150 82H151V81H150ZM150 82H149L148 84H146V85H147V86H148V85H152ZM161 82H162V81H161ZM184 82H185V81H184ZM213 82H214V81H213ZM1 83H2V82L0 81V85H1ZM30 83H31V82H30ZM32 83L35 84L34 82H32ZM70 83H71V82H70ZM88 83H89V82H88ZM115 83H116V82H115ZM118 83H119V82H118ZM136 83H137V82H136ZM162 83H163V82H162ZM175 83H176V81H175ZM175 83H174V84H175ZM214 83H216V81H215ZM245 83H246V81H245ZM25 84H26V83H25ZM50 84H51V83H50ZM62 84H63V83H62ZM62 84H61V85H62ZM65 84H66V83H65ZM128 84H129V83H128ZM133 84H134V83H132V85H133ZM138 84H139V83H138ZM155 84H156V82H155ZM250 84H251V83H250ZM250 84H249V85H250ZM3 85H4V83H3ZM3 85H2V86H3ZM35 85H36V84H35ZM40 85H41V84H40ZM86 85H87V83H86ZM108 85H109V84H108ZM159 85H162V84H159V83H158V85H155V86L152 85V87H151V86H148V87H149V89H152L153 87H157V88L159 89V87H160V91H161V86H159ZM164 85H165V84H164ZM164 85H163V86H164ZM168 85H169V84H168ZM213 85H215V84H213ZM216 85H217V83H216ZM223 85H224V84H223ZM245 85H247V84H245ZM2 86H1V88H2ZM48 86H50V85H48ZM58 86H59V85H58ZM84 86H85V84H84ZM127 86H128V88H129V91H130V87H129L130 85H127ZM136 86H137V88H136L135 86H134V88H136V89L140 88L141 91L143 90V88H142V86H141L140 84H139V86H141V87H138L137 84H136ZM163 86H162V87H163ZM185 86H186V85H185ZM221 86H222V85H221ZM12 87H13V86H12ZM21 87H22V86H21ZM30 87H31V86H30ZM59 87H60V86H59ZM73 87H74V86H73ZM148 87H147V88H148ZM164 87H165V86H164ZM168 87H170V86H168ZM208 87H210V86H208ZM225 87H226V86H225ZM1 88H0V89H1ZM22 88H23V87H22ZM28 88H29V87H28ZM50 88H51V87H50ZM80 88H81V87H80ZM90 88H91V87H90ZM141 88H142V89H141ZM157 88H156V89H157ZM182 88H183V87H181L180 89H182ZM229 88H230V87H229ZM252 88H253V87H252ZM4 89H6V88H4ZM55 89H56V87H55ZM57 89H59V88H57ZM68 89H69V88H68ZM95 89H96V88H95ZM116 89H117V88H116ZM118 89H119V88H118ZM165 89H166V88H165ZM168 89H169V88H168ZM168 89H166V90H168ZM227 89H228V87H227ZM250 89H251V88H250ZM254 89H256V87H255ZM254 89H253V90H254ZM20 90H21V89H20ZM23 90H24V89H23ZM29 90H30V89H29ZM32 90H33V89H32ZM49 90H51V89H49ZM59 90L61 91V88H60ZM59 90H58V91H59ZM65 90H66V87H65ZM84 90H85V89H84ZM138 90H139V89H138ZM3 91H4V90H3ZM5 91H6V90H5ZM18 91H19V90H18ZM18 91H17V92H18ZM26 91H27V90H25L24 93H26ZM62 91H63V89H62ZM79 91H80V90H79ZM79 91H78L77 93H79ZM91 91H92V90H91ZM100 91H101V90H100ZM135 91H136V90H135ZM145 91H146V90H145ZM158 91H159V90H158ZM177 91H178V90H177ZM249 91H250V90H249ZM1 92H2V91H1ZM120 92H121V91H120ZM133 92H134V91H133ZM136 92H137V91H136ZM136 92H135V93H136ZM165 92H166V91H165ZM246 92H247V91H246ZM246 92H245V93H246ZM4 93H5V92H4ZM19 93H20V92H18V96L20 95ZM51 93H52V91H51ZM53 93H54V92H53ZM85 93L88 94V91L85 92ZM85 93H84V94H85ZM90 93H92V92H90ZM125 93H126V92H125ZM138 93H139V91H138ZM142 93L145 94L146 92L143 91ZM157 93H158V92H157ZM159 93H160V92H159ZM249 93H251V92H249ZM11 94H12V93H11ZM81 94H82V93H81ZM87 94H86L85 96H87L88 99H87L84 95H83V97H85V99L88 100V102H89V101L91 100V99H90L91 97L89 98V97H88L89 94H88V95H87ZM136 94H137V93H136ZM139 94H140V93H139ZM139 94H138V97H139ZM148 94H149V93H148ZM148 94L146 93V95H145L146 98H147V97L149 98ZM151 94L153 95V93H150V95H151ZM160 94H161V95H160L161 97L159 96V94H156V93L154 92V95H155V96H156V95L159 96V97H158L159 99L156 98L157 96H156V97H155V96H152V97L156 98V100H159V103H160V100H161V98H162V96H163V95H162L163 93H160ZM2 95H3V93H2ZM4 95H5V94H4ZM13 95H14V93H13ZM54 95H55V94H54ZM59 95H60V92H59ZM164 95H165V94H164ZM185 95H186V94H185ZM192 95H193V94H192ZM206 95H207V94H206ZM248 95H250V94H248ZM252 95H253V94H252ZM11 96H12V95H10L9 97H7V100H8V98H10L9 101H11V99H12V97H13V96H12V97H11ZM25 96H26V95H25ZM25 96H24V97H25ZM71 96H72V95H71ZM90 96H93V94H91ZM0 97H2V96H0ZM19 97L21 98V96H19ZM128 97H129V96H128ZM128 97H127V98H128ZM132 97H133V96H132ZM135 97H137V95H136ZM141 97L143 98V95H142ZM141 97H140V98H141ZM164 97H165V96H164ZM183 97H184V95H183ZM199 97H200V96H199ZM199 97H198V98H199ZM4 98H5V96H3V97L1 98V101H0L1 105H0V107L3 105L2 107L5 106V108L7 107V108L9 109V108H10V106H9V105H10V102H9V101H8V102H4V101H5ZM48 98H49V97H48ZM78 98H79V97H77V98H76L77 100L75 99V101H79V104H80V103H81V102H80L81 99H80V98L78 99ZM154 98H153V99H154ZM167 98H168V96H167ZM191 98L193 99L194 97H191ZM200 98H201V97H200ZM2 99H4V101H2ZM31 99H32V98H31ZM55 99H56V98H55ZM85 99H84V100H85ZM89 99H90V100H89ZM128 99H129V101L132 100V98L130 99V97H129ZM137 99H138V98H137ZM257 99H258V98H257ZM7 100H6V101H7ZM21 100H22V99H21ZM34 100H35V99H34ZM50 100H51V99H50ZM103 100H104V99H103ZM139 100H140V99H139ZM144 100H147V99H144V98H143V101H144ZM156 100H155V101H156ZM195 100H196V97H195ZM198 100H199V99H198ZM198 100H197L196 102H198ZM255 100H256V99H255ZM259 100H260V99H259ZM261 100H262V99H261ZM22 101H23V100H22ZM24 101H25V100H24ZM73 101H74V98H73ZM73 101H72V102H73ZM75 101H74V102H75ZM129 101L127 100L128 103H130ZM134 101H135V100H134ZM141 101H142V100H141ZM147 101H149V103H150V100H149V99H148ZM147 101H146L147 104L145 103L146 106H147V105H148L147 107H150V105L152 106V103H150V105H149V103H148ZM168 101H169V100H168ZM181 101H182V100H181ZM183 101H184V100H183ZM201 101H202V99H201ZM242 101H243V100H242ZM249 101H250V100H249ZM17 102H18L17 104H19V101H18V100H17ZM29 102H31V101H29ZM35 102H36V101H34L32 105H35V104L37 103V102H36V103H35ZM49 102H50V101H48V104H49ZM91 102H92V101H90L89 104L92 105V106H89V107H93V103L91 104ZM127 102H126V103H127ZM144 102H145V101H144ZM144 102H143V103H144ZM163 102H164V101H163ZM163 102H162V103H163ZM244 102H245V101H244ZM247 102H248V101H247ZM247 102H246V103H247ZM253 102H254V101H253ZM259 102H260V101H259ZM259 102H258V103H259ZM3 103H5V105H4ZM6 103H9L8 106H6V105H7ZM34 103H35V104H34ZM45 103H46V102H45ZM51 103H52V102H51ZM51 103H50V104H51ZM55 103H56V102H55ZM128 103H127V104H128ZM134 103H135V102H134ZM156 103H157V102H156ZM162 103H160V104L157 105V106H158L159 108H161V109L163 108L162 110L165 111V110H164V109H165V108H164L165 105L163 106ZM188 103H189V102H188ZM192 103H195V101L192 102ZM192 103H191V104H192ZM246 103H243V104L240 103V104H242V105L245 104V106H246ZM251 103H252V102H251ZM251 103H250V104H251ZM262 103H264V102H262ZM29 104H30V103H29ZM56 104H57V103H56ZM56 104H55V105H56ZM75 104H76V102H75ZM79 104H78V102H77V105H76V106L79 107V106H80ZM82 104H83V103H82ZM82 104H81V107L79 108L80 110H82L81 108L86 107L85 103H84V105H85L84 107L82 106ZM102 104H103V103H102ZM127 104H126V106H127ZM138 104H139V103H137V105L135 104V107L138 108V107H139ZM161 104H162V106H161ZM191 104H189V105H190V106H194V107H190L191 110H192V111H191V114H192V112H195V111H193V108H195V110H196V107H195V104H193V105H191ZM198 104H199V102H198ZM236 104L238 105V102H237ZM240 104H239V105H240ZM256 104H257V103H256ZM36 105H37V104H36ZM36 105H35V107H34V110H36V109H40V106H41V105H39V107H37L38 105H37V106H36ZM206 105H207V104H206ZM251 105H252V104H251ZM259 105H260V104H259ZM28 106H29V105H28ZM28 106H26V107H28ZM67 106H68V105H67ZM94 106H95V105H94ZM96 106H97V103H96ZM126 106H125V107H126ZM141 106H142V105H141ZM143 106H144V104H143ZM143 106H142V107H143ZM160 106H161V107H160ZM17 107L19 108V105H18ZM21 107H22V105H21ZM32 107H33V106H32ZM32 107H31V108H32ZM36 107H37V108H36ZM56 107H57V105H56ZM56 107H55V109H56ZM77 107H76V108H77ZM247 107H248V106H247ZM262 107H263V106H262ZM7 108H6V109H7ZM23 108H24V104H23L22 109H23ZM35 108H36V109H35ZM73 108H74V107H73ZM86 108L88 109V107H86ZM86 108H85L84 111H87ZM94 108H96V107H94ZM137 108H136V110H137ZM188 108H189V106H188ZM188 108H187V109H188ZM190 108H189V109H190ZM240 108H242V106H241ZM245 108H246V107H245ZM252 108H253V106H252ZM263 108H264V107H263ZM6 109H3V110L0 109V110L3 111V112L0 111V113L2 114V113H4V111H5V114H4V115H5V116L10 115L9 117H12V116H11L12 114H13L14 116L16 115V112H14L15 114H14L13 112H11L12 109H10L11 114H10V112L6 111ZM8 109H7V110H8ZM22 109H20V110L22 111ZM25 109H26V108H25ZM27 109H29V108H27ZM27 109H26V110H27ZM32 109H33V108H32ZM42 109H45V108L41 107V109H40V110H41V113H42V111H43ZM50 109H53V107L50 108ZM144 109H145V106H144L141 110H144ZM148 109H149V108H148ZM148 109H147V111H148ZM151 109H152V108L150 107V110H151ZM189 109H188V111H189ZM221 109H222V108H221ZM238 109H239V108H238ZM249 109H251V108L248 107V110H246V109H245V111L243 110L244 112H246V113L243 112V115L246 116V115L249 113V111H251V113H252L253 109H252V110H249ZM255 109L257 110V107H256ZM255 109H254V110H255ZM34 110H32V111H34ZM40 110H39V111H40ZM91 110H92V108H91ZM93 110H94V109H93ZM134 110H135V109H134ZM239 110L241 111V109H239ZM259 110H260V109H259ZM32 111H31V112H32ZM37 111H38V110H37ZM48 111H49V110H48ZM50 111H52V110H50ZM62 111H63V110H61L60 115H62V113L64 112V111H63V112H62ZM94 111H95V110H94ZM131 111H132V110H131ZM137 111H138L139 113L136 112V111H135V113H136V114H140V107H139V110H137ZM151 111L153 112V110H151ZM151 111L148 112V116H149V113H150ZM156 111H157V110H156ZM163 111H162V112H163ZM188 111H187V112H188ZM200 111H201V110H200ZM200 111H198V114L195 113V115H196V114L199 115V116L194 117L195 119H193V118L190 117V116H191V115H190V111H189L188 115H189L190 119H192V121H193V120L195 121L197 117H198L197 119L201 120L200 118H202V116H203V119H204V120H202V121H203V122L205 121V123H203V122H201V121H200V122H197V121H199V120H196V123H197V124H195L194 121H193V122H190L191 120H190L189 118H188V120H190V121L186 120L187 118H186L185 120L183 119L185 122L188 121V122L192 123L193 126H195L196 129H195V128L192 129L193 131H192V132L190 131L191 133H193L195 130H198V129H197L198 126H196V125H199V124H201V123H203V124H201V126L199 125V126H200V130L203 129V128H202L203 126H204V129H203V130H205L206 121H207V120H205V119H207V118H204V115H205V114H204V110H203V114H204V115H203V114L201 115ZM227 111H228V110H227ZM247 111H248V112H247ZM7 112H8V113H7ZM26 112H28V111H26ZM29 112H30V110H29ZM35 112H36V111H34V113H35ZM52 112H53V111H52ZM52 112H51V113H50V112H46V115H45V116H46V117H45L46 120H48L49 118H50L49 121L51 120V117H50V116H53ZM69 112H70V111H69ZM145 112H146V109H145ZM152 112H151V113H152ZM158 112H159V111H158ZM187 112H186V113H187ZM201 112H202V111H201ZM207 112H208V111H207ZM255 112H256V111H255ZM257 112H258V110H257ZM39 113H40V112H39ZM41 113H40V114H41ZM58 113H59V112H58V109H57V115H58ZM76 113H77V111H76ZM131 113H132V112H131ZM151 113H150V114H151ZM165 113H166V111L164 112V114H163V113H162V114L165 115ZM186 113H185V114H186ZM224 113H225V112H224ZM1 114H0V115H1ZM6 114H7V115H6ZM20 114H22V113L20 112ZM36 114H37V113H36ZM36 114H35V117L37 116ZM47 114H52V115H47ZM83 114H84V113H83ZM83 114H82V115H83ZM141 114H144L143 111H141ZM145 114H147V113H145ZM145 114H144V115H145ZM157 114H158V113H157ZM208 114H211V113H208ZM252 114H253L252 116L255 118V115H254L255 113H252ZM2 115H3V114H2ZM2 115H1V119H2ZM87 115H89L88 112L85 113V116H87ZM92 115H93V111H92ZM133 115H134V113H133ZM144 115L142 116L143 119H145V118H144ZM151 115H152V114H151ZM195 115H194V113H193V116H195ZM220 115H221V114H220ZM243 115H242V117H244ZM30 116L32 117V115H30ZM30 116H28V117H29V120H30ZM33 116H34V114H33ZM77 116H79V115H77ZM77 116H76V117H77ZM85 116L83 115V117H85ZM134 116H136V115H134ZM138 116H139V115H138ZM138 116H136V117H138ZM160 116H162V115H160ZM47 117H48V118H47ZM54 117H55V116H54ZM54 117H53V118H54ZM56 117H57V116H56ZM59 117H60V116H59ZM83 117H82V118H83ZM88 117H89V116H88ZM140 117H141V115H140ZM153 117H154V116H152V118H153ZM199 117H200V118H199ZM248 117H249V116H248ZM253 117H252V118H253ZM26 118H27V117H26ZM32 118H33V117H32ZM43 118H44V117H43ZM53 118H52V120L50 121V123H49V121H48L49 124L45 123V127L42 126V124L40 123V126H38L39 128L42 126V128H40V130H41V129L43 130V128L46 129V126H47V129H46L44 132L41 130L43 133L47 132L48 130H50V128H52V126H51V125H52L51 122H52L53 124L55 123V124L57 125L56 122H58L59 120H56V119H55L56 121H54ZM79 118H80V116H79L77 119H79ZM93 118H94V117H93ZM132 118H133V117H132ZM146 118H147V117H146ZM149 118H150V116H149ZM161 118H164V116L161 117ZM221 118H222V116H221ZM244 118H245V117H244ZM249 118H250V117H249ZM249 118H248V119H249ZM252 118H251V120L253 121ZM12 119H13V118H12ZM14 120H15V119H14ZM16 120L18 121V119H16ZM20 120H21V119H20ZM34 120H35V119L33 118V119L31 120L32 122H30V121H29V122L35 124V123L33 122ZM44 120H45V119H44ZM44 120H43V121H44ZM68 120H69V119H68ZM138 120L140 121V119H138ZM1 121H2V120H1ZM7 121H8V123L10 122V120H6V123H7ZM53 121H54V122H53ZM157 121H158V119H157ZM163 121H164V120H163ZM13 122H14V121H13ZM18 122H19V121H18ZM18 122H17V124H18ZM35 122H36V121H35ZM46 122H47V121H46ZM76 122H77V120H76ZM76 122H74V120H73V123H74L75 125H77ZM97 122H98V121H97ZM164 122H165V121H164ZM182 122H183V121H182ZM182 122H181V123H182ZM185 122H183L181 125H186V124H188V122H186V124H185ZM207 122H208V121H207ZM246 122H247V121H246ZM246 122H245V123H246ZM2 123H3V122H2ZM4 123H5V120H4ZM8 123H7V124H8ZM11 123H12V121L10 122V124H11ZM20 123H21V121H20ZM20 123H19V125H17L16 123H14L15 125L18 126V127H17L18 131H19V128H20ZM30 123H29V124H30ZM68 123H69V122H68ZM73 123L71 124V127H70V128H72V126H74ZM81 123H82V120H81V122L79 123V127H80ZM158 123L160 124V122H158ZM198 123H199V124H198ZM248 123H249V122H248ZM248 123H247V124H248ZM254 123H255V122H254ZM7 124H6V126H7ZM50 124H51V125H50ZM55 124L53 125V127L55 126ZM194 124H195V125H194ZM204 124H205V125H204ZM48 125H50V128H49ZM60 125H61V124H60ZM69 125H70V124H69ZM69 125H67V127H66L67 129H68ZM142 125H143V124H142ZM156 125H157V124H156ZM165 125H166V122H165ZM213 125H214V124H213ZM227 125H228V124H227ZM227 125H226V126H227ZM248 125H249V126L246 125V126L248 127V129H244V130H251V129H249V127H252V123H251V124L249 123ZM30 126L33 127V126H35V125H32V124H31ZM57 126H58V125H57ZM57 126H56V127H57ZM143 126H144V125H143ZM186 126H187V125H186ZM189 126H190V124H189ZM0 127H1V126H0ZM27 127H28V126H27ZM81 127H82V126H81ZM81 127H80V131H81L82 129H84L83 127H82V128H81ZM190 127H191V126H190ZM206 127H207V126H206ZM224 127H225V124H224ZM247 127H246V128H247ZM6 128H7V127H6ZM33 128H34V127H33ZM33 128H32V130H33ZM39 128H38V130H39ZM57 128H58V127H57ZM76 128H77V127H76ZM161 128H162V126H161ZM191 128H192V127H191ZM243 128H244V127H243ZM0 129H1V131H2L1 133H2V135H3V134H4V130H3L4 128L2 127V128H0ZM24 129H27L26 126H25ZM67 129H66V130H67ZM162 129H163V128H162ZM181 129H182V128H181ZM227 129L229 130V127H227ZM262 129H263L262 131H264V128H262ZM32 130L29 131V133L27 134V135H29V138H27V140H26V139L24 140L23 137H21L20 135H18V136H20L19 139L21 138V142H23V144H24V145H23L24 148H26V147L29 148V145H27V143H24V141H28V142H29V140H30V144H32L31 142L34 143L33 140H34L35 138L33 139L34 135L32 136L31 134H33V131H34L35 129H34L33 131H32ZM54 130H55V129H54ZM58 130H60V129H58ZM61 130H62V129H61ZM68 130H69V129H68ZM78 130H79V129H78ZM221 130H223V135H225V136H223V137H226V135H228V132L226 131L227 134H225L223 127H221ZM23 131H24V130H23ZM26 131H27V130H26ZM56 131H57V129H56ZM64 131H65V130H64ZM64 131H63V132H64ZM69 131H70V130H69ZM84 131H85V129L82 130V132H81V133H82V136H83L84 134H88V133H89V132H88V133H85L86 131H85V132H84ZM155 131H156V130H155ZM161 131H163V130H161ZM206 131H207V134L209 135L207 129H206ZM251 131H252V130H251ZM30 132H31V133H30ZM38 132H40V131H38ZM38 132H36V135L38 134ZM42 132H40V134H38L37 138L40 139V138L44 137V136L47 134V133H45L44 136H43V134H42V137H41L40 135H41ZM60 132H61V131H60ZM83 132H84V133H83ZM198 132H200V131L198 130L197 133H196V131H195V134H199ZM230 132H231V130H230ZM230 132H229V135H230ZM1 133H0V135H1ZM19 133H21V132L19 131ZM24 133H25V132H24ZM64 133H67V132H64ZM79 133H80V132H79ZM100 133H101V132H100ZM188 133H189V132H188ZM203 133H204V135H202L203 138H202L201 135H200V137H199V139L201 138L200 140H202V139L204 140V137L207 139V140L204 141V142H207L208 140H211V138H212V135H211V134H210V137H211V138L208 139L209 136L205 135L206 132H203ZM244 133H245V134H244ZM244 133H243L244 136H242V137H245V138H246V136H247V135H250L251 132H250V131H249V132L247 131V133H249V134H247V135H246V132H244ZM253 133H255V130L252 132V135L247 136V138H251L253 135L255 136V134H253ZM263 133H264V132H262V134H263ZM117 134H118V133H117ZM117 134H116V135H117ZM121 134H122V133H121ZM153 134H154V133H153ZM153 134H152V136H153ZM176 134H178V133H176ZM195 134H194V135H195ZM201 134H202V130H201ZM13 135H14V133H13ZM30 135H31L32 137H30ZM54 135H55V134H54ZM61 135H62V134H61ZM61 135H59V136H61ZM104 135H105V134H104ZM160 135H161V134H160ZM263 135H264V134H263ZM3 136H4V135H3ZM3 136H1V137H3ZM46 136H47V135H46ZM70 136H71V135H70ZM84 136H85V135H84ZM86 136H87V135H86ZM89 136H91V134L88 135V137H89ZM92 136H93V135H92ZM111 136H112V135H111ZM117 136H118V135H117ZM166 136H167V134H166ZM166 136H165V139L168 138V136H167V137H166ZM181 136H182V135H181ZM15 137H16V135H15ZM53 137H54V136H53ZM63 137H64V136H63ZM76 137H77V136H76ZM93 137H94V136H93ZM103 137H104V136H103ZM159 137H160L159 135H158V136L154 135V139L156 138V140H157ZM163 137H164V136H162V138H161V137L159 138V139L162 140V142H163V140H165ZM229 137H230V136H229ZM13 138H14V137H13ZM17 138H18V137H17ZM25 138H26V136H25ZM30 138H31V139H30ZM50 138H51V137H50ZM84 138H85V137H84ZM196 138H197L196 140L198 141V137H196ZM247 138H246V140H247ZM252 138H253V137H252ZM252 138L249 139L247 142H250V143H251V142H252V141H251ZM255 138H256V137H255ZM255 138L253 139L254 141L256 140ZM263 138H264V136H263ZM2 139H3V138H2ZM22 139H23V141H22ZM28 139H29V140H28ZM80 139H81V138H80ZM93 139H95V137H94ZM98 139H99V137H98ZM106 139H107V138H106ZM154 139H153V141H155V143H156L157 141H158V142L160 141L159 143H161V140H157V141H156V140H154ZM177 139H178V138H177ZM212 139H213V141H212V145H213V143L216 142L217 139H215V138H212ZM229 139H231V137H230ZM234 139H235V137H234ZM0 140H1V138H0ZM36 140H37V139H36ZM84 140H85V139H84ZM96 140H97V138H96L94 141H96ZM104 140H105V139H104ZM110 140H111V139H110ZM203 140H202L201 142H203ZM214 140H216V141H214ZM220 140H222V139H218V142H219ZM225 140H226V139H225ZM246 140H243V141H246ZM262 140H263V139H262ZM38 141H39V140H37V141H36V144H33V145H37V144L39 143V146H41V145H40V142H41V144H42V139H41L39 142H38ZM92 141H93V140H92ZM94 141H93V142H94ZM223 141H224V140H223ZM223 141H220V142H222V143H218L217 145L221 144V145H219V146H223L224 144H226L227 140L224 141L225 143H224ZM256 141H257V140H256ZM256 141L253 143L254 146L257 144ZM49 142H51V141H49ZM55 142H56V141H55ZM81 142H82V141H81ZM100 142H101V141H100ZM142 142H144V140L141 141L142 147H146V148H147V146H143V143H142ZM158 142H157V144L159 145ZM165 142H166V140H165ZM175 142H176V141H175ZM178 142H179V141H178ZM1 143H2V140H1L0 144H1ZM85 143H86V142H85ZM85 143H84V144H85ZM90 143L92 144V142H90ZM102 143H104V142H102ZM110 143H111V142H110ZM110 143H109V144H110ZM112 143H114V142L112 141ZM138 143H139V142H138ZM138 143L135 142V143L133 144L134 146H130L131 148L128 147L129 150L131 149V151H133V153H134V151H136V149H135V150H132V149H133L134 147L138 146V145H139ZM144 143H145V142H144ZM152 143H153V142H152ZM155 143H154V144H155ZM179 143H180V142H179ZM199 143H200V141H199ZM209 143H211V142L209 141ZM216 143H217V142H216ZM223 143H224V144H223ZM231 143H232V142H231V140H230V144L228 143V145L231 146V147L229 148V154L231 153V154L235 157L236 155L233 154V153H235V150L232 151V148H234V144H233V146H232ZM250 143H247V145H250ZM260 143L262 144V142H260ZM17 144L20 145V143H18V142H17ZM17 144H16V145H17ZM88 144H89V143H88ZM104 144H105V143H104ZM104 144H103V145H104ZM116 144H117V142H116ZM135 144H137V145H135ZM157 144H155V146H157ZM204 144H205V143H204ZM222 144H223V145H222ZM16 145H15V147H16V148H15V149H16L15 151H17V152L20 153V149H19V148H21V146H20V147H19V146L17 147ZM21 145H22V144H21ZM50 145L53 147V144H52V143H51ZM89 145H90V144H89ZM105 145H106V146H105ZM105 145H104V146H105L104 148L106 149V147H107V149H106L105 151H107V152L110 151L109 148H110V146H112V145L109 146L107 143H106ZM144 145H145V144H144ZM162 145H164V142H163V144L161 143V147H162ZM207 145H208V144H207ZM209 145H211V144H209ZM215 145H216V144H215ZM215 145H214V146H215ZM228 145H227V146H228ZM262 145H263V144H262ZM37 146H38V145H37ZM90 146H91V145H90ZM94 146H95V145H94ZM214 146H212L213 149L216 148V147L214 148ZM46 147L49 149V146H48L47 144H46ZM108 147H109V148H108ZM112 147H114V146H112ZM138 147H139V146H138ZM142 147H141V148H142ZM149 147H150V146H149ZM152 147H154V146L152 145ZM217 147H218V146H217ZM246 147H247V146H246ZM246 147H245V148H246ZM251 147H252V144L250 145V149H251ZM257 147H259L258 150H262V149H260V146H257V145H256V148H257ZM1 148H2V147H1ZM10 148H11V147H10ZM22 148H23V147H22ZM22 148H21V149H22ZM24 148H23V150H24ZM27 148H26V149H27ZM39 148H40V147H39ZM50 148H51V147H50ZM156 148H157V147H156ZM162 148H163V151H164V150H166L167 147L165 146V147H162ZM162 148H161V149H162ZM256 148H254V149L256 150ZM51 149H52V148H51ZM79 149H80V148H79ZM100 149H101V148H100ZM142 149H144V148H142ZM148 149H149V148H148ZM196 149H197V148H196ZM204 149H205V148H204ZM207 149H208V148H207ZM218 149H219V148H216L217 151L220 150V149H219V150H218ZM23 150H22V151H23ZM34 150H35V149H34ZM205 150H206V149H205ZM208 150H209V149H208ZM216 150H215V152H216ZM247 150H248V147H247ZM22 151H21V152H22ZM32 151H33V150H32ZM60 151H61V150H60ZM140 151H142V150H140ZM144 151H145V150H144ZM173 151H174V150H173ZM206 151H207V150H206ZM231 151H232V152H231ZM262 151L264 152V150H262ZM80 152H81V151H80ZM84 152H85V151H84ZM107 152H106V155H108ZM138 152H139V151L137 150V153H138ZM142 152H143V151H142ZM142 152H141V153H142ZM153 152H154V151H153ZM188 152H189V151L187 150L186 153H188ZM212 152H214V151H212ZM255 152H256V151H253V152H252V155H253V153H255ZM259 152H260V151H259ZM24 153H25V152H24ZM34 153H35V152H34ZM86 153H87V152H86ZM137 153L135 152V155H136ZM143 153H144V152H143ZM217 153H218V152H216L215 154H217ZM256 153H257V152H256ZM20 154H21V153H20ZM20 154H19V156H20ZM89 154H91V153H89ZM112 154H113V155L116 154L115 151L112 152ZM112 154L109 155L108 157L113 156ZM123 154H124V153H123ZM257 154H258V157H257V159H258L259 157H261V155H259V153H257ZM257 154H256V155H257ZM21 155H22V154H21ZM44 155H46V154H44ZM66 155H67V154H66ZM78 155H79V154H78ZM80 155H81V154H80ZM95 155H96V154H95ZM126 155H127V154H126ZM211 155H213V153H212ZM252 155H251V157H252ZM254 155H255V154H254ZM17 156H18V154H17ZM30 156H31V155H30ZM84 156H85V155H84ZM99 156H101V155H99ZM116 156H117V155H116ZM128 156H129V154L127 155V157H128ZM136 156H138V154H137ZM142 156H143V155H142ZM155 156H156V155H155ZM233 156H231V157L234 158ZM0 157H1V156H0ZM38 157H39V155H38ZM38 157L36 156L35 158H37V160L39 161ZM91 157H92V156H91ZM124 157H125V154H124ZM124 157L122 158L123 162L120 163L121 165H119V163L117 162L116 167H117V166L120 167V166H122L123 164H124L125 166H127V165H126V161H125V160H126V157H125V159H124ZM133 157H134V159H135V156H133ZM133 157L131 156V158H133ZM228 157H230V155H228ZM228 157H227V158H228ZM42 158H43V157H42ZM52 158H53V157H52ZM65 158H66V157H65ZM151 158H152V157H151ZM181 158H182V157H181ZM235 158H236V157H235ZM235 158H234V159H235ZM253 158H255V157H252V159H253ZM0 159L2 160V158H0ZM18 159H19V158H18ZM106 159H107V158H106ZM118 159H119V158H118ZM127 159H130V158L128 157ZM134 159H133V160H134ZM199 159H200V158H199ZM259 159H260V158H259ZM30 160H31V159H30ZM33 160H34V159H33ZM37 160L35 159L36 162H37ZM95 160H96V159H95ZM99 160H100V161H99ZM99 160H98V164H96V167H97V165H99V162H100L99 167H97L98 170L100 171V170H102V169H105V166H104L103 163L101 162L102 160H101L100 158H99ZM110 160L113 162V161H115L116 159H115V158L113 159V157H111ZM173 160H174V158H173ZM183 160H185V159L183 158ZM183 160H182V161H183ZM236 160L238 161V159H236ZM236 160H235V164H237V163H236ZM254 160H256V159H253V161H254ZM260 160H261V161H260ZM260 160H259V161L262 162V159H260ZM11 161H12V160H11ZM108 161H109V158H108ZM117 161H118V160H117ZM124 161H125V162H124ZM185 161H187V160H185ZM230 161H233V160H231V158H230ZM253 161H252V162H253ZM14 162H15V161H14ZM21 162L23 163L24 161L21 160V161H20V164H21ZM36 162H35V163H36ZM39 162H40V161H39ZM155 162H156V161H155ZM190 162H191V161H190ZM190 162H189V163H190ZM242 162H243V161H242ZM248 162H249V161H248ZM260 162H257V161H256L257 164L260 163ZM32 163H34V161H33ZM80 163H81V162H80ZM101 163H102V165L104 166V168H103V166L101 165ZM113 163H115V162H113ZM169 163H170V162H169ZM185 163H186V162H185ZM187 163H188V161H187ZM227 163H228V161H227ZM233 163H234V161L232 162V165H233ZM26 164H27V162H26ZM26 164H25V167H26ZM37 164L39 165V163H37ZM40 164H41V163H40ZM104 164H105V163H104ZM130 164H132V167L130 168V169H131L130 171L132 172V174H137V172L139 173L138 168H134V167H135V166H134V163L131 162ZM142 164H143V163H142ZM150 164H151V163H150ZM200 164H201V162L199 163V165H200ZM235 164L233 165V166H234L233 170H235V169L238 170L239 167H240V165H238V164H239V163H238L237 165H238L239 167L237 168V166H236ZM247 164H248V163H247ZM8 165H9V163H8ZM105 165L107 166V164H105ZM124 165H123V166H124ZM144 165H145V164H144ZM147 165H148V164H147ZM171 165H172V164H171ZM189 165H190V164H189ZM202 165L204 166V164H202ZM243 165H244V164H243ZM65 166H66V165H65ZM100 166L102 167L101 169H100ZM123 166L120 167V168H123ZM125 166H124V167H125ZM158 166H159V165H158ZM175 166H176V164H175ZM200 166H201V165H200ZM227 166H228V164H227ZM246 166H247V165H246ZM256 166H257V165H256ZM8 167H9V166H8ZM11 167H13V166H11ZM11 167H10V168H11ZM15 167H16V166H15ZM15 167H14V168H15ZM17 167H18V166H17ZM17 167H16L17 170H21V171H22V169H21L22 167H20V169H18ZM41 167H42V165H41ZM96 167H94L95 169H93V168L91 169V168H90L91 171H89V172H90V173H91L92 171H93L92 173L96 172V171H95V170H97ZM166 167H167V166H166ZM190 167H191V166H190ZM243 167H244V166H243ZM249 167H250V166H249ZM262 167H263V166H262ZM14 168H12V169L15 170ZM147 168H148V167H147ZM176 168H178V166H176ZM258 168H259V167H258ZM12 169H11V170H12ZM40 169H42V168H39L38 171H39ZM53 169H54V168H53ZM86 169H87V170H90L89 168H86ZM142 169H143V167H142ZM152 169H153V168H152ZM156 169H157V168H156ZM159 169H160V168H159ZM229 169H230V168H229ZM252 169H253V168H252ZM255 169H256V168H255ZM259 169H260V168H259ZM8 170H9V168H8ZM17 170H15L16 173H17ZM29 170H30V169H29ZM59 170H60V169H59ZM108 170H109V169H108ZM110 170H111V169H110ZM123 170L126 171V172H128V171L126 170V168L123 169ZM136 170H138V171L136 172ZM190 170H191L190 172L194 171L192 168H190ZM257 170H258V169H257ZM0 171H2V169H1ZM21 171H18V172H21ZM36 171H37V170H36ZM45 171H46V170H45ZM45 171H44V172H45ZM51 171H52V168H51ZM103 171H104V170H103ZM106 171H107V170H106ZM144 171H145V170H144ZM161 171H162V169L159 171V172L162 174ZM167 171H168V170H167ZM173 171H174V170H173ZM178 171H179V169H178ZM244 171H245V170H244ZM10 172H11V171H10ZM10 172H8V174H10ZM12 172H13V171H12ZM12 172H11V173H12ZM39 172H40V171H39ZM57 172H58V171H57ZM85 172H86V173H85ZM97 172H98V171H97ZM108 172H109V171H108ZM131 172H130V173H131ZM225 172H226V171H225ZM240 172H241V171H240ZM253 172H254V171H253ZM255 172H256V171H255ZM257 172H258V171H257ZM58 173H59V172H58ZM58 173H57V174H58ZM87 173H88V172H87L86 170H84L82 174H83V176H84L87 180H88V179H91V174H90V177H88V176H89V173H88V174H87ZM104 173H105V172H104ZM104 173H103V174H104ZM109 173H110V172H109ZM122 173H123V172H122ZM128 173H129V172H128ZM234 173H235V171H234ZM261 173H263V172H261ZM13 174H14V172H13ZM36 174H37V173H36ZM36 174H35V175H36ZM42 174H43V173H41V176H42ZM55 174H56V173H55ZM76 174H77V173H76ZM94 174H95V173H94ZM107 174H108V173H107ZM172 174H174V173L172 172ZM178 174H179V172H178ZM178 174H177V175H178ZM225 174H226V175L229 174V177H230V175L232 174V172H231V174H230V173H225ZM242 174H243V173H242ZM244 174H245V173H244ZM244 174H243V175H244ZM10 175H12V174H10ZM35 175H34V176H35ZM39 175H40V174H39ZM44 175H45V174H44ZM118 175H120V174H118ZM121 175H122V174H121ZM126 175H127V174H126ZM235 175H236V174H235ZM16 176H17V175H16ZM52 176H53V175H52ZM52 176H51V178H52ZM86 176H87V177H86ZM92 176H93V174H92ZM124 176H125V175H124ZM130 176H132V175H130ZM137 176H138V175H137ZM168 176H169V175H168ZM175 176H176V175H175ZM175 176L173 175L172 178H171L170 176H169L170 178H169V177L166 178L167 180H165V182H166V181L168 182V184H167V182L165 183L166 185L163 184V181H164V180H162V179H164V178H162V176H161L162 179H160V176H158V178H159V180H160V181H159V180H158V181L160 182V184L162 183L163 186H164V185H165V186L172 185V181H173V183H175V179L177 180V177H178L179 175H178L176 178H174V180H173V177H175ZM207 176H208V175H207ZM231 176H232V175H231ZM247 176H248V175H247ZM250 176H251V175L249 174V177H250ZM9 177H10V176H9ZM23 177H24V176H22V178H23ZM49 177H50V176H49ZM61 177H62V176H61ZM122 177H123V176H122ZM132 177H133V176H132ZM135 177H136V176H135ZM135 177H134L133 180H134L135 182H138V181L135 180ZM143 177H144V176H143ZM154 177H155V176H154ZM163 177H164V176H163ZM232 177H233V176H232ZM236 177H238V176H236ZM245 177H246V176H245ZM255 177H256V176H255ZM2 178H3V177H2ZM15 178H16V177H15ZM17 178H18V176H17ZM17 178H16V179H17ZM22 178H21V180H22ZM102 178H103V177H102ZM126 178H127V177H126ZM179 178H180V179H181V178L183 179V177H180V176H179ZM179 178H178V180H179ZM193 178H194V177H193ZM206 178H207V177H206ZM233 178H234V177H233ZM233 178H231V180L234 181ZM243 178H244V177H243ZM257 178H258V177H257ZM261 178H263L261 181H264V177L262 176ZM3 179H4V178H3ZM18 179H19V178H18ZM26 179H27V178H26ZM81 179H83V178H81ZM99 179L101 180L100 177H99ZM113 179H114V178H113ZM129 179H130V178H128V180H129ZM140 179H141V178H140ZM170 179H172L171 182H169ZM182 179H181V181H182ZM194 179H195V178H194ZM227 179L229 180L230 178L227 177ZM246 179H247V178H246ZM255 179H256V178H255ZM28 180H29V179H28ZM28 180H25L24 182L26 183V181H27V183H29ZM111 180H112V179H111ZM133 180H132V181H133ZM168 180H169V181H168ZM178 180H177V181H178ZM231 180H229V181H231ZM240 180H241V179H240ZM251 180H252V179H251ZM15 181H17V180H15ZM30 181L32 182V181H34V179H33V180H30ZM84 181H85V180H84ZM103 181H104V180H103ZM114 181H115V180H114ZM148 181H149V180H148ZM148 181H147V180H146V181L143 180V182H148ZM152 181H153V180H152ZM225 181H227V180L225 179ZM243 181H244V180H243ZM253 181H254V180H253ZM258 181H260V180H258ZM4 182H5V181H4ZM31 182H30V183H31ZM34 182H35V181H34ZM77 182H78V181H77ZM82 182H83V180H82ZM97 182H98V180H97ZM155 182H156V181H154V184H153V185H154V186H157V185H155V184H159V183H158V182L155 183ZM179 182H180V181H179ZM179 182H176L177 185H178V186H177V190H179L178 187H182V183H180L181 186H179V184H178ZM194 182H195V181H194ZM231 182H232V181H231ZM231 182H230V184L232 185ZM244 182H245V181H244ZM25 183H24V186L26 185ZM30 183H29L28 185H26V186H29ZM80 183H81V182H80ZM80 183H79V184H80ZM86 183H87V182H86ZM95 183H96V182H95ZM104 183H105V182H104ZM169 183H171V184H169ZM225 183H226V182H225ZM241 183H242V182H241ZM241 183H240V184H241ZM249 183H250V182H249ZM1 184H2V183H1ZM3 184H5V183H3ZM36 184H37V183H36ZM38 184H39V183H38ZM69 184H70V183H69ZM69 184H68V185H69ZM84 184H85V183H84ZM87 184H88V183H87ZM87 184H86V185H87ZM102 184H103V183H102ZM128 184H129V183H128ZM131 184H132V183H131ZM144 184H145V183H144ZM144 184H142L141 186H139V188H140V187L142 188ZM146 184H147V183H146ZM160 184H159V185H160ZM192 184H193V183H192ZM244 184H245V183H244ZM259 184H260V183H259ZM75 185H76V184H75ZM82 185H83V184H82ZM132 185L135 186L134 183H133ZM150 185H152V184H150ZM159 185H158V187H156V188H159V189L161 188V189H160V190L156 189V190L161 191V192H162V191L164 192V190H165L166 188H164L162 185L159 187ZM208 185H209V183H208ZM225 185H226V184H225ZM225 185H224V186H225ZM242 185H243V183H242ZM24 186H23L22 191L24 190V188H25V189H28L27 187H24ZM31 186H32V184H31ZM84 186H85V185H84ZM92 186H93V185H92ZM98 186H99V185H96L95 187H97V189L99 190ZM144 186H145V185H144ZM172 186H174V185H172ZM184 186H185V185H184ZM201 186H202V188H204V185H203V184H202ZM206 186H207V185H206ZM245 186H247V184H246ZM245 186H242V188H243V187L245 188ZM79 187H80V185L77 186V188H76V187H75V188L78 189ZM128 187H130V188H128V189H130V190L133 189L132 186H128ZM145 187H146V186H145ZM162 187H163L164 190H162ZM174 187H176V186H174ZM208 187H209V186H208ZM226 187H227V186H226ZM232 187H234V185H233ZM232 187H231V188H232ZM250 187H251V186H250ZM82 188L84 189V187H81V189H82ZM134 188H136V187H134ZM139 188L137 187L136 189H139ZM141 188H140V189H141ZM149 188H151V187H149ZM235 188H237V186H235ZM246 188H247V187H246ZM255 188H258V187H255ZM260 188H261V187H260ZM8 189H9V188H8ZM32 189H33V188H32ZM83 189H82V190H83ZM128 189H127V190H128ZM143 189H144V188H143ZM143 189H141L140 192H138V190H137L138 195H136V196H139L140 198L142 197L141 199H144L143 197H145V195H142V194H144V191H146V189H148V188L146 187V189H144V191H143ZM153 189H154V191H151V193H154V192H155V194H156V191H155V188H154V187H153ZM153 189H151V190H153ZM173 189H174V188H173ZM175 189H176V188H175ZM175 189H174V190H175ZM180 189H181V188H180ZM183 189H184V188H183ZM207 189H208V188H207ZM237 189H238V188H237ZM237 189H236V190H237ZM35 190H36V189H35ZM85 190H86V189H85ZM95 190H96V189H92V192H94ZM181 190H182V189H181ZM184 190H185V189H184ZM199 190H202V189L199 188ZM236 190H234V191H236ZM245 190H246V189H245ZM256 190H257V189H256ZM16 191H17V190H16ZM27 191H28V190H27ZM29 191H31V190H29ZM79 191H81V190L79 189ZM115 191H117V190H115ZM122 191H123V190H122ZM122 191H120V192H122ZM124 191L127 192L125 189H124ZM132 191H133V194L136 193V191H135L134 189H133ZM132 191H131V193H132ZM134 191H135V192H134ZM158 191H157V192H158ZM229 191H230V189H229ZM232 191H233V190H232ZM232 191H230V192H232ZM241 191H242V190H241ZM241 191L239 190V193H240ZM76 192H78V191L76 190ZM92 192H91V195H92ZM129 192H130V191H129ZM141 192H143V193H141ZM147 192H148V191H147ZM147 192H146V193H147ZM161 192H160V193H161ZM197 192H198V191H196L195 193H197ZM206 192L209 193V189H208V191H206ZM206 192H204V193H206ZM261 192H263V191H261ZM27 193H28V192H27ZM38 193H39V192H38ZM53 193H54V192H53ZM82 193H83V192H82ZM111 193H112V192H111ZM113 193H114V192H113ZM140 193H141V194H140ZM149 193H150V192H149ZM235 193H236V192H235ZM241 193H242V192H241ZM241 193H240V195L242 196L243 194H241ZM255 193H256V191H255ZM257 193H258V191H257ZM29 194H32V193H29ZM29 194H28V195L26 194L27 197L29 196ZM34 194H35V193H33V195H34ZM103 194H104V193H103ZM114 194H115V193H114ZM128 194H129V193H128ZM128 194H125V195L127 196ZM133 194H132V195H133ZM161 194H162V193H161ZM199 194H200V193H198V196H199ZM201 194H202V196H203L202 198H204V195H205V194H204V195H203V193H201ZM201 194H200V195H201ZM244 194L247 195L246 193H244ZM248 194H249V193H248ZM258 194H259V193H258ZM80 195H82V194H78V196L76 195V198H78V200H75V203H76V204H77L76 201H79V200H80V198H79ZM89 195H90V193H89ZM100 195H101V194H100ZM110 195H111V194H110ZM115 195H116V194H115ZM118 195H119V193H118ZM118 195H117V196H118ZM125 195H124V196H125ZM195 195H196V194H195ZM206 195H207V194H206ZM235 195H236V194H235ZM238 195H239V194H238ZM238 195H236V196L238 197ZM240 195H239V197H240ZM262 195H263V194H262ZM15 196H16V195H15ZM92 196H93V195H92ZM101 196H102V195H101ZM106 196H108V195H106ZM112 196H113V195H112ZM121 196H123V195H121ZM152 196H153V195H152ZM172 196H173L172 198H174V195H172ZM209 196H210V195L208 194L207 197H209ZM214 196H215V195H214ZM236 196H235V197H236ZM249 196H252V195L249 194ZM249 196H248V197H249ZM259 196H261V195H259ZM31 197H32V196H31ZM49 197H51V196H49ZM93 197H94V196H93ZM93 197H92V199H93ZM131 197H132V196H131ZM134 197H135V196H134ZM157 197H158V198L161 197V196H159V193H158L157 196L155 195V198H157ZM196 197H197V196H196ZM199 197H200V196H199ZM242 197H243V196H242ZM248 197H247V198H248ZM121 198H122V197H121ZM126 198H127V197H126ZM129 198H130V197H129ZM200 198H201V197H200ZM205 198H206V196H205ZM240 198H241V197H240ZM249 198H250V197H249ZM48 199H49V198H48ZM84 199H85V198H84ZM86 199H87V198H86ZM102 199H103V198H102ZM106 199H108V197H107ZM145 199H146V198H145ZM206 199H208V198H206ZM209 199H210V197H209ZM209 199H208L206 202H208ZM241 199H243V198H241ZM251 199H252V197H251ZM251 199H250L249 201H251V204H250V205L252 206V201H253V203L255 202V204H256V201H254L255 199H253V200H251ZM112 200H113V199H112ZM118 200H122V199H118ZM123 200H124V199H123ZM148 200H150V199H148ZM173 200H174V199H172V201H173ZM204 200H205V199H204ZM210 200H211V199H210ZM245 200H246V199H245ZM38 201H39V200H38ZM48 201H49V200H48ZM81 201H82V200H81ZM81 201L79 202V205L81 204ZM174 201H175V200H174ZM214 201H216V200H214ZM241 201H242V200H241ZM243 201H244V200H243ZM246 201H247V200H246ZM246 201H245V204H246ZM61 202H62V201H61ZM114 202H115V201H114ZM147 202H149V201H147ZM147 202H146V203H147ZM159 202H160V201H159ZM159 202H157V201L155 202V201H154V203H158V205L160 204ZM162 202H163V201H162ZM206 202L204 201V204H202V205L207 206V205H209L210 203H212L211 201H209L210 203L208 202L209 204L207 203V205H205ZM258 202H259V201H258ZM29 203H31V202H29ZM34 203H35V202H34ZM48 203H49V202H48ZM48 203H47V204H48ZM69 203H70V202H69ZM108 203H109V202H108ZM115 203H116V202H115ZM124 203H125V202H124ZM146 203H145V207H144V208H146L147 210L144 209L145 211H148V208H147V205H148V204H150V205H148L149 207H150V206H151V207H152V206L156 207V208H157V211H158V207H157L158 205H157V204H155V205L153 204V205H152L151 203H148V204H146ZM152 203H153V202H152ZM219 203H220V202H219ZM259 203H260V202H259ZM259 203H258V205H259ZM263 203H264V200H263ZM263 203H262V204H263ZM242 204H243V203H242ZM255 204H253V206H254ZM22 205H23V208H24V204H22ZM25 205H26V204H25ZM27 205H28V204H27ZM39 205H40V204H39ZM103 205L106 207V205H105L104 203H103ZM108 205H109V204H108ZM117 205H118V204H117ZM121 205H122V204H121ZM124 205H125V204H124ZM132 205H133V204H132ZM136 205H137V204H136ZM156 205H157V206H156ZM184 205H185V204H184ZM212 205H215V202H213ZM212 205L210 204V208L212 207ZM216 205H217V204H216ZM258 205H256V206H258ZM260 205H261V204H260ZM260 205H259V206H260ZM20 206H21V205H20ZM46 206H47V205H46ZM104 206H103V207H104ZM115 206H116V205H115ZM172 206H173V205H172ZM182 206H183V205H182ZM189 206H190V205H189ZM204 206H203V207H204ZM220 206H221V204H220ZM220 206H219V207H220ZM239 206H242V205H239ZM243 206H244V205H243ZM243 206H242V208H243ZM248 206H249V205H248ZM26 207L28 208V206H26ZM88 207H89V206H88ZM95 207H96V206H95ZM112 207H113V206H112ZM151 207H150V209H151ZM154 207H152V211H153ZM183 207H184V206H183ZM192 207L194 208V206H192ZM201 207H202V206H201ZM203 207H202V208H203ZM207 207H209V206H207ZM217 207H218V206H217ZM217 207L215 206V208H214V206H213V211H211V213H213V214L211 215V216H213V218H214V216L217 215V211L219 212V209H218L217 211H214V209H217ZM219 207H218V208H219ZM227 207H228V206H227ZM227 207H226V208H227ZM263 207H264V206H263ZM29 208H30V207H29ZM32 208H36L35 205H34V207H32ZM68 208H69V207H68ZM79 208H80V207H79ZM85 208H86V207H85ZM101 208H102V206H101ZM101 208H100V207H97V209H101ZM193 208H192V209H193ZM204 208H205V207H204ZM210 208H209V209H210ZM260 208H261V207H260ZM260 208H259V209H260ZM37 209H38V208H37ZM87 209H89V208H87ZM87 209H85V211H86ZM92 209H93V208H92ZM108 209H109V208H108ZM137 209H138V206L135 207V210H136V211H137ZM150 209H149V210H150ZM200 209H201V208H200ZM211 209H212V208H211ZM221 209H222V208H221ZM230 209H231V208H230ZM230 209H229V210H230ZM243 209H244V208H243ZM246 209H247V208H246ZM261 209H262V208H261ZM261 209H260V210H261ZM83 210H84V209H83ZM83 210L81 211L82 213H81L80 216H83L82 214H84V212H85V211H83ZM102 210H103V212H105V211H104L105 209H102ZM144 210H142V213H143V214L145 213ZM194 210H195V209H194ZM240 210H241V208H240ZM247 210H248V209H247ZM247 210H246V211H247ZM249 210H250V209H249ZM251 210H252V209H251ZM47 211H48V210H47ZM70 211H71V210H70ZM70 211H69V212H70ZM89 211H90L91 213H90ZM89 211H87L88 214H87L86 212H85V214H84V215H85V218H86L87 220H88V217H89V216H92V217H90V222H91V220L93 221L92 218L98 219V217L93 216L92 212L95 213L93 210L89 209ZM97 211H99V210H97ZM133 211H134V210L132 209L131 212H133ZM136 211L133 212L134 216H135ZM160 211H162V209H160ZM160 211H159V212H160ZM185 211H186V210H185ZM221 211H222V210H221ZM252 211H254V210H252ZM261 211H262V210H261ZM263 211H264V209H263ZM20 212H21V211H20ZM20 212H19V213H20ZM32 212H33V211H32ZM66 212H67V211H66ZM71 212H72V211H71ZM71 212H70V213H71ZM148 212H149V211H148ZM155 212H156V211H155ZM162 212H163V211H162ZM162 212H160V213H162ZM172 212H173V211H172ZM175 212H176V211H175ZM195 212H197V210H196ZM214 212H215V213H214ZM223 212H224V211H223ZM30 213H31V212H30ZM89 213H90V214H89ZM124 213H125V212H124ZM124 213H123L122 215H125ZM128 213H129V212H128ZM142 213H141V214H142ZM153 213H154V212H153ZM191 213H192V212H191ZM193 213H194V212H193ZM200 213H201V212H200ZM202 213H203V212H202ZM202 213H201V215H202ZM238 213H239V212H238ZM240 213H241V212H240ZM252 213H253V212H252ZM254 213H255V211H254ZM22 214H23V211H22ZM46 214H47V213H46ZM91 214H92V215H91ZM104 214H105V213H104ZM104 214H100V215L102 216V215H104ZM133 214H130V215H131L130 217H131L132 219L135 218V217L133 216ZM175 214H176V213H175ZM184 214H185V213H184ZM194 214H195V215H192L194 218H195V216H198V217L200 216V214L198 215V213H194ZM222 214H223V213H222ZM226 214H227V213H226ZM229 214H230V213H228V216H229ZM259 214H260V213H259ZM259 214H258V216H259ZM18 215H19V214H18ZM29 215H30V214H29ZM109 215H110V214H109ZM120 215H121V214H120ZM144 215H146L145 217H147L148 213H147V214L145 213ZM173 215H174V214H173ZM173 215H172V216H173ZM208 215H209V214H208ZM208 215L206 214V217H205V218H207V220L210 218V217H209V218L207 217ZM230 215H231L230 218H233V217L235 216L234 214H233V216H232V214H230ZM256 215H257V214H256ZM4 216H5V215H4ZM19 216H20V215H19ZM25 216H26V215H25ZM87 216H88V217H87ZM132 216H133V217H132ZM192 216H191V219H192V221H193L194 218H192ZM236 216H237V215H236ZM241 216H242V215H241ZM253 216H255V214H254ZM260 216H261V215H260ZM10 217H11V216H10ZM83 217H84V216H83ZM111 217H112V216H111ZM121 217H122V216H121ZM123 217L126 218V216H123ZM123 217L121 218V221H124V220H125V218H123ZM141 217H142V215H141ZM141 217H139V220H142V219H140ZM154 217H155V216H154ZM167 217H168V216H167ZM178 217H181V216H178ZM187 217H188V215H187ZM187 217H186V219H187ZM243 217H244V215H243ZM80 218H81V217H80ZM109 218H110V217H109ZM116 218H117V216H116ZM147 218H148V217H147ZM147 218H145V220H147ZM152 218H153V217H152ZM152 218H151V219H152ZM168 218H169V217H168ZM188 218H189V217H188ZM216 218H217V217H216ZM224 218L227 219L228 217L225 216ZM230 218H228V219H230ZM246 218H247V217H246ZM253 218H254V217H253ZM255 218H256V216H255ZM18 219H19V218H18ZM29 219H30V218H29ZM86 219H84V218L82 219V220H84V221H83L84 223L87 222ZM95 219H94L95 222H94V221H93V222H94L95 224H99V222H96V221H100L101 219H98V220H95ZM112 219H113V218H112ZM122 219H124V220H122ZM129 219H130V218H129ZM154 219H155V218H154ZM186 219H185V221H186ZM200 219H201V217L196 218V220H198L196 226L194 225V227H196V229L199 228V226L201 225V223H200ZM214 219H215V218H214ZM251 219H252V217L250 218V220H251ZM20 220H21V219H19V221H20ZM23 220H24V219H23ZM23 220H22V221H23ZM69 220H70V219H69ZM139 220H138V221H139ZM172 220H173V219H172ZM207 220H205V222H206ZM236 220H237V219H236ZM255 220H256V219H255ZM261 220H262V219H261ZM22 221H21V222H22ZM52 221H54V220H52ZM121 221H119V222H121ZM127 221H128V220H127ZM138 221H137V223H139ZM151 221H152V220H151ZM185 221H184V222H185ZM187 221H188V219H187ZM187 221H186V222H187ZM192 221H190V219H189V224H190V222H191V223H194V224L196 223V222H194V221L192 222ZM217 221H218V220H217ZM217 221H216V222H217ZM230 221H231V220H229V223H230ZM234 221H235V217H234ZM257 221H258V220H257ZM257 221H255V222H257ZM2 222H3V220H0V224H1V225H2ZM79 222H80V221H79ZM116 222H117V220H116ZM186 222L184 223L185 225L187 224ZM198 222L200 223V225H199ZM249 222H250V221H249ZM260 222H261V221H260ZM17 223H18V222H17ZM19 223H20V222H19ZM26 223H27V222H26ZM122 223H123V222H122ZM122 223H119V224L121 225ZM137 223H136V224H137ZM206 223H207V222H206ZM246 223H248V222L246 221ZM69 224H70V223H69ZM88 224H89V223H88ZM124 224H125V221H124ZM149 224H150V223H149ZM207 224H208V223H207ZM207 224H205V226H206ZM248 224H249V223H248ZM1 225H0V226H1ZM7 225H8V224H7ZM18 225H19V224H18ZM81 225H82V224H81ZM81 225H80V226H81ZM93 225H94V224L91 222V226H93ZM120 225H119V227H121ZM185 225H184V226H185ZM187 225H188V224H187ZM187 225H186V226H187ZM197 225H199V226L197 227ZM210 225H211V224H210ZM255 225H256V224H255ZM16 226H17V225H16ZM22 226H23V225H22ZM27 226H28V225H27ZM72 226H73V225H72ZM138 226H139V225H138ZM138 226H137V227H138ZM149 226H150V225H149ZM222 226H223L222 228H225L227 225H226V226H225V225H222ZM224 226H225V227H224ZM228 226H229V224H228ZM228 226H227V227H228ZM231 226H232V225H231ZM233 226H234L236 229H237V226L239 227V225H236V226H235V224H234ZM3 227H4V225H3ZM19 227H20V226H19ZM89 227H90V224H89V226L84 227L85 230L83 229V230H84L83 234H84L85 236H86L87 234H88L87 236H90L91 234H94L95 232L98 231L97 229H96L97 231H95V230H93L92 227H91V229H90ZM95 227H96V225H95ZM95 227H94V228H95ZM119 227H118V228H119ZM150 227H151V226H150ZM200 227H201V226H200ZM208 227H209V228H208ZM263 227H264V226H263ZM263 227H262V228H263ZM5 228H6V227H5ZM20 228H21V227H20ZM20 228H19V229H20ZM28 228H29V227H28ZM129 228H130V227H129ZM202 228H204V227H202ZM206 228H208V230H209V229L211 228V226L207 225ZM222 228H218V229H219V230L221 229V231H222ZM231 228H233V227H231ZM239 228H240V227H239ZM239 228H238V229H239ZM250 228H252V227H250ZM262 228H261V229H262ZM87 229H88V230H89V229L91 230V231H89L90 233L88 232ZM127 229H128V228H126V230H127ZM199 229H200V228H199ZM218 229H217V230H218ZM236 229L233 230V231H237ZM246 229H248V231H250V232H251V231L253 232V230H250V229L247 228V227H246V228L243 227L242 230H245V232H246ZM4 230H5V229H4ZM22 230H23V229H22ZM86 230H87V233H86ZM166 230H167V229H166ZM197 230H198V229H197ZM197 230H194V231L191 230L190 233H191V234H195ZM205 230H207V229H205ZM208 230H207V232H208ZM219 230H218V231H219ZM224 230H226V228L223 229V231H224ZM242 230H241V231H242ZM92 231H93V233H92ZM94 231H95V232H94ZM174 231H175V230H174ZM178 231H180V230H178ZM218 231H217V232H218ZM226 231H227V230H226ZM226 231L223 232V233H226ZM258 231H259V230H258ZM6 232L8 233V231H6ZM181 232H182V233H176V232H175L174 234H181L180 236L177 235V236L181 237L182 234L184 233L182 230H181ZM192 232H193V233H192ZM199 232H200V231H199ZM207 232H206V234H208ZM229 232H230V231H227L228 235H229ZM245 232H243V233L245 234ZM261 232H262V230H261ZM7 233H5V235H6ZM166 233H168V232H166ZM201 233H202V232H201ZM201 233H198V235L201 234ZM230 233H231V232H230ZM258 233H260V231H259ZM263 233H264V232H263ZM10 234H13V233H10ZM10 234H9V235H10ZM96 234H97V233H95L94 235L96 236ZM131 234H132V233H131ZM156 234H157V233H156ZM158 234H159V232H158ZM158 234H157V236H156V239H158V237H159ZM163 234H165V233H163ZM171 234H173V232H172ZM171 234L168 233V235L172 237L174 234H173V235H171ZM202 234H203V233H202ZM202 234H201L200 236H202ZM241 234H242V233H241ZM160 235L162 236V234H160ZM166 235H167V234H166ZM166 235H165V239H164V240L167 242L168 240H166V239L168 238V237H167L168 235H167V236H166ZM188 235H190V234H188ZM196 235H197V234H196ZM198 235H197V238L200 237V236H198ZM225 235H226V237L223 238V239H225V243H224V241L222 240V237H221V240L219 239L220 237H218L217 239L220 240V241H222V242H220V244H223V243H224V245H225V247H226L227 242H229L230 239L227 238V234H225ZM258 235H260V234H257V239H258ZM261 235H262V234H261ZM261 235H260V236H261ZM87 236H86V237H87ZM95 236L93 237V236L91 235V238H92V237H93V238H92L90 241H89V239L87 238V239H88V242H89L90 244H92V245H93V243H92L91 241H93L94 243H96L95 241L98 239V237L96 236L97 238H96L95 240H93V239L95 238ZM124 236H125V235H124ZM154 236H155V235H153V237H152V241H153V242H156V243H160V242H161V243H160V246H161V247H159L158 244L153 243L150 239H147L148 241L145 240V242L147 243V242H149V240H150V243L152 242L153 244H155V248H156V246H157V249L154 248L153 244H152V247H153V248H152V247H151V248L154 249V250L149 249L148 247H150L149 245H151V244H149V243H147V244H148V247H147L148 249H146V248L144 247V244H146V243H144V240L139 241V243H140V242H141V243L143 242V244H142L143 247L138 248V255L140 254V253H139L140 251L142 252L141 255H139V258L144 257V256H147V257H146L147 259H146L145 257H144V259L148 260V259L150 258L151 252H156L158 249H159V250H160V249L162 250V248H164L165 246H167V245H165V244L162 243V242H164V241H160V240H158V241H160V242H158V241H154V240H155V239H153V238H155ZM177 236H174V238H177ZM183 236H184V235H183ZM183 236H182V237H183ZM194 236H195V235H194ZM230 236H231V234H230ZM107 237H108V236H107ZM163 237H164V235L162 236V238H163ZM166 237H167V238H166ZM182 237L179 238V239H182ZM186 237L189 238V236L185 235V238H186ZM195 237H196V236H195ZM236 237H237V236H236ZM238 237H239V238L241 237V236H239V233H238ZM238 237H237V238H238ZM52 238L54 239V237H52ZM60 238H61V236H60ZM81 238H82V237H81ZM99 238H100V237H99ZM183 238H184V237H183ZM201 238H202V237H201ZM251 238H252V237H251ZM3 239H4V238H3ZM5 239H6V238H5ZM7 239H8V238H7ZM186 239H187V238H186ZM244 239H245V238H244L243 236H242V239L240 238L239 241L241 242V244L244 243V241H243V242L241 241V240H244ZM253 239H254V237H253ZM43 240H44V239H43ZM43 240H42V242H43ZM82 240H83V239H82ZM84 240H85V239H84ZM183 240H184V239H183ZM208 240H210V239H208ZM208 240H207V242H208ZM226 240H228V241H226ZM251 240H252V239H251ZM61 241H62V240H61ZM98 241H99L100 243L103 242V241H100V239H98L97 242H98ZM211 241H212V240H211ZM237 241H238V240H237ZM252 241H253V240H252ZM252 241H251V243H253ZM44 242H45V240H44ZM168 242L170 243V241H168ZM5 243H6V242H5ZM68 243H69V242H68ZM141 243H140V244H141ZM175 243H176V242H175ZM175 243H174V244H175ZM191 243H192V245H195V242H193V240L191 241ZM205 243H206V241H205ZM210 243H211V242H210ZM210 243H209V244H210ZM11 244H12V243H11ZM56 244H57V243H56ZM56 244H55V245H56ZM63 244H64V243H63ZM85 244L87 245V243H85ZM102 244H103V243H102ZM140 244H136V245L138 246V245H140ZM161 244H162L164 247H163ZM166 244H168V243H166ZM186 244H187V243H186ZM188 244H190V243H188ZM209 244L207 243V244H205V245H208V246H209V249H210V247H212V246L209 245ZM241 244H240V245H241ZM0 245H1V244H0ZM51 245H52V244H51ZM55 245H54V246H55ZM80 245H81V244H80ZM88 245H89V244H88ZM95 245H96V244H95ZM182 245H183V244H182ZM212 245H213V241H212ZM233 245H234V240H233ZM233 245H232V246H233ZM236 245H237V244H236ZM246 245H247V244H246ZM96 246H99V245H96ZM96 246H95V247H96ZM132 246H133V245H132ZM134 246H135V244H134ZM238 246H239V244H238ZM242 246H243V244H242L240 247H242ZM257 246H258V245H257ZM66 247H67V246H66ZM85 247H86V246H85ZM91 247H92V246H91ZM91 247H90V248H91ZM102 247H103V246H102ZM173 247H174V246H173ZM193 247H194L193 249H195V251L197 252L196 246H193ZM240 247H238V250H237V251H239V249H241ZM261 247H262V246H261ZM29 248H30V247H29ZM31 248H32V247H31ZM31 248H30V249H31ZM39 248H40V247H39ZM39 248H38V249H39ZM50 248H51V247H50ZM99 248H100V247H99ZM142 248H144V249H143L144 251L142 250ZM165 248H166V247H165ZM181 248H182V247H181ZM187 248H188V247H187ZM227 248H228V245H227ZM257 248H258V247H257ZM30 249H29V250H30ZM34 249H35V248H34ZM61 249H62V248H61ZM126 249H127V248H126ZM193 249H191V250H193ZM205 249H207V246H206ZM212 249H213V247H212ZM212 249H210V250L212 251ZM224 249H225V248H224ZM247 249H248V248H247ZM260 249H261V248H260ZM44 250H45V249H44ZM87 250H88V249H87ZM93 250H95V249H93ZM128 250H129V249H128ZM134 250H135V252H134ZM145 250H146V251H145ZM147 250H150V251H147ZM159 250H158V251H159ZM166 250H167V248H166ZM182 250H183V249H182ZM203 250H204V249H203ZM216 250H217V249H216ZM229 250H230V249H229ZM26 251H27V249H26ZM35 251H36V250H35ZM38 251H39V250H38ZM60 251H61V250H60ZM158 251H157V252H158ZM162 251H163V250H162ZM162 251H161V252H162ZM172 251H173V250H172ZM207 251H208V250H207ZM1 252L3 253V251H1ZM1 252H0V253H1ZM36 252H37V251H36ZM127 252H128V251H126L125 253H127ZM130 252H131V253H130V256H132V259L129 258L130 261L133 262V264H135V262H136V263H137V262L139 263L140 259H138V257H137V256H138V255H137V249L133 248L132 251H130ZM133 252H134V254H132ZM145 252H150V254H149V255H148V253L144 254ZM159 252H160V251H159ZM163 252H164V251H163ZM163 252H162L161 254H163ZM170 252H171V250H170ZM196 252L194 253V256H195V254H196V255L199 254V253H196ZM198 252H200V251H198ZM209 252H210V251H209ZM214 252H215V251H213L212 253H214ZM257 252H258V251H257ZM22 253H23V252H22ZM30 253H33V252H30ZM79 253H80V252H79ZM128 253H129V252H128ZM203 253H204V252H203ZM205 253H208V252L205 251ZM210 253H211V252H210ZM212 253H211V254H212ZM218 253H220V252L218 251ZM218 253H215V255L218 254ZM237 253H238V252H237ZM16 254H17V253H16ZM20 254H21V253H20ZM43 254H44V253H43ZM49 254H50V253H49ZM87 254H88V253H87ZM90 254H91V253H89V255H90ZM104 254H105V253H104ZM131 254H132V255H131ZM142 254H144V256H142ZM161 254H159V255H160V259L162 258ZM168 254H169V253H168ZM183 254H184V253H183ZM185 254H186V253H185ZM185 254H184V255H185ZM221 254H222V253H221ZM254 254H255V252H254ZM14 255H15V254H14ZM38 255H39V254H38ZM121 255H122V254H121ZM121 255H120V256H121ZM159 255H158V256H159ZM163 255H164V254H163ZM170 255H171V254H170ZM207 255H208V254H207ZM256 255H257V254H256ZM6 256H7V255H6ZM123 256H124V255H123ZM133 256H134V257H133ZM140 256H141V257H140ZM155 256H157V254H156ZM165 256H166V255H165ZM178 256H179V255H178ZM200 256H201V255H200ZM205 256H206V254H205ZM251 256H253V255L251 254ZM257 256H258V255H257ZM25 257H26V256H25ZM30 257H32V256H30ZM103 257H104V256H103ZM124 257H125V256H124ZM148 257H149V258H148ZM201 257H203V256H201ZM1 258H2V257H1ZM4 258H5V257H3V259H4ZM90 258H91V257H90ZM90 258H88L89 261H87V262H89V263H90ZM95 258H96V259H95ZM95 258H92V260L95 259V260L97 261V258H98V260H100L98 256H96ZM121 258H122V260L125 259V258H123L122 256H121ZM121 258H119V259H121ZM133 258H135L136 260H133ZM151 258H153V260H154L153 263L151 262V264H154V263H156V262H160V261H159L160 259H158L159 257L156 259V257H152V256H151ZM151 258H150V259H151ZM9 259H11V257H9ZM20 259H21V258H20ZM101 259H102V258H101ZM137 259H138V260H137ZM141 259H143V258H141ZM144 259L141 260L139 264H142L143 262L147 264L148 261L150 260V259H149L148 261H146V260H144ZM155 259H156L157 261H156ZM172 259H173V258H172ZM172 259H171V262H173ZM211 259H212V258H211ZM211 259H209V258H208V259H204V258H202V264H212ZM253 259H254V258L252 257L251 260H253ZM5 260H8V259L5 258ZM13 260H14V259H13ZM92 260H91V262L93 263L94 261H92ZM105 260H106V259H103V260H102L103 263H104ZM109 260H110V259H109ZM122 260H120V261H122ZM132 260H133V261H132ZM193 260H194V259H193ZM200 260H201V259H200ZM212 260H213V259H212ZM234 260H235V259H234ZM251 260H250V261H251ZM14 261L16 262V260H14ZM33 261H34V260H33ZM96 261H95V262H96ZM120 261H119V262H120ZM124 261H125V260H124ZM134 261H135V262H134ZM142 261H143V262H142ZM196 261H198V260H196ZM236 261H237V259L235 260V262H236ZM238 261L240 262V259H238ZM238 261H237V262H238ZM17 262H18V261H17ZM98 262H99V261H98ZM98 262H97V264H99ZM163 262H164V261H163ZM166 262H167V261H166ZM168 262H169V261H168ZM168 262H167V263H168ZM175 262H176V261H175ZM183 262H184V260H183ZM230 262H231V261H230ZM243 262H244V260H243ZM251 262H252V261H251ZM5 263H6V262H5ZM31 263H32V262H31ZM112 263H113V261H112ZM177 263L180 264L179 262H177ZM26 264H27V263H26ZM90 264H91V263H90ZM93 264H94V263H93ZM101 264H102V263H101ZM110 264H111V263H110ZM123 264H124V263H123ZM162 264H163V263H162ZM173 264H174V262H173ZM185 264H186V263H185ZM192 264H193V263H192ZM194 264H195V263H194ZM245 264H246V263H245ZM259 264H260V263H259ZM263 264H264V263H263Z\"/></svg>",
    "mask_w": 264,
    "mask_h": 264
},
{
    "label": "crops",
    "instance_id": "obj_3",
    "mask_svg": "<svg viewBox=\"0 0 264 264\" xmlns=\"http://www.w3.org/2000/svg\"><path fill=\"white\" fill-rule=\"evenodd\" d=\"M240 1H242V0H240ZM242 2H244V1H242ZM244 3H246V2H244Z\"/></svg>",
    "mask_w": 264,
    "mask_h": 264
}]
</instances>
